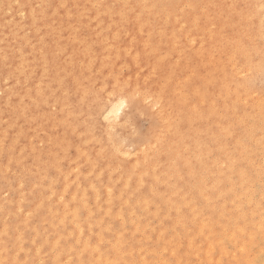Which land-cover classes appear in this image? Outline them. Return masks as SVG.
I'll list each match as a JSON object with an SVG mask.
<instances>
[{"label":"rangeland","instance_id":"obj_1","mask_svg":"<svg viewBox=\"0 0 264 264\" xmlns=\"http://www.w3.org/2000/svg\"><path fill=\"white\" fill-rule=\"evenodd\" d=\"M10 1L11 2L15 1V2L11 3ZM17 1L18 2L16 3V0H0V31L2 32V33L0 32V42L3 40L0 43V46H1L0 47V49H1L0 55H3V57H4V55H6V57H4V58H2L0 56V60H1L0 63L6 61L7 65L5 64V67L9 71L7 73V72L0 70V87H1L0 88L1 89L0 90V93H1L0 94V104H1L0 110L3 109V111H1V113H3V114L0 113V115L2 116V118H0V139H1L0 144L3 147L0 146V148H2V149L4 148V150H2V151L0 150V166L2 168V169L0 168V179L2 178L0 180V184L2 185V186H0V188L2 189L0 191V195H1L0 201L2 200L3 203H2V201H1V203L4 205L3 206L2 204H0V230H3L4 228H5V230L8 229V233H10V234L7 235V238H8L7 239L8 244L6 243L7 247L10 245L9 249L13 251L12 255L13 254L14 255L19 254L17 257L14 255L13 256L11 255V256L14 257L15 259L18 258L20 264L22 261L25 262V260L27 261L26 264H37L39 262H40L39 264H54V263L55 264H64V262H65V264H75V263L80 264L81 258L86 260L89 256V253L87 252L88 249L84 248V245H82L83 243H87L88 245L94 246V247H96L98 245L97 248H99V250H102V252H104V253H106L110 249V251H108V252H110L112 254H110L108 252L107 253L111 257H113L114 259H117L120 264H129V263L130 264H165V263L166 264H254V262H258L260 260L262 252H264V247H262V245H264V231H262V226H264V66H262L259 69L256 68L255 71H254V69H255L254 67H255L257 61H258L257 62L258 65H259V63L264 59V54H262V48H264V44L261 43L260 20L258 19L260 7L255 5L256 0H254V2L249 0L246 2V5L243 2V0H236L235 2H233V5H231V0H229V1L223 0L222 1V3H223L222 13L223 14L221 16L223 17L224 21H227L226 24H228V25L225 27L226 30H224L225 28L222 27L221 29H223V30L221 32H215V34H213V35H210L209 28L213 27V25L215 28V27H217L216 24H218V23L215 24V21L211 20L212 18H216V13L214 10L215 9L214 4H212V3L209 4L206 2V0L203 2L201 0H182V1H180L181 3L180 2L178 3L180 6L177 5V7H175V9H174L175 14H172L173 12H168L169 10L165 7L166 4L163 3L162 6L160 7L162 9L160 17L164 18L166 16V18H164V21L162 20V18L157 17V18H159L158 19L159 22L155 23V21H153L151 26H150V27H152V25H153L151 30L144 29L142 32L143 33L142 36H140L138 38V42H139L138 46H141V44L144 41H148V43H150V45H151L150 47H152V48L155 47V49H156V60L159 62V65H160L158 67L157 75L155 76V80L153 81L154 83H151V81H149V83H147L146 85H144V84L142 85V86H144L142 88L144 96L147 94V92L148 93L149 92H155V89L163 88L165 94H164V98L162 97L161 99L165 100L167 98V101L170 100V102L168 104V106L170 108H168V106H167L168 112L171 115L170 117L174 118L175 116H177V118L175 117V119H178L179 123L181 120L182 123L180 126H181V130L185 132L184 134H186L188 132V125H187L188 118H190L189 120H191L192 117L196 118V120H195V118L192 119L194 121L191 120L193 122L192 123L193 136L187 137L186 141H187L188 145H181L180 149H181V151L183 150L182 152L187 153L189 155V157L193 158L192 161H196L195 158L198 157L199 155H201L202 160H203V164L198 163L196 167L194 166L192 168V170L194 171V174H192L190 177H188L180 169H178L177 171L180 172L181 176H180L179 172H174V171L169 170L167 163H164V162L159 163L160 165L157 166V174H156L159 178H157V176L154 178L151 176V177H149L147 182L144 183V185H142V187H139V189H141V193H142V195L139 199H141V200H142V198L147 199V197H144V194H145V196H149V198L147 200H149L151 202L150 203L148 202L146 205H142L141 200L136 199V197L133 196L132 197L133 199H131V201H130L131 202L130 203L131 208L129 210L125 208L126 210H124L125 211L124 213L122 212V209H120L121 204H119L120 206L117 205L118 204V198L115 197V196H117V193L119 191H121L122 188L124 189V185H125L124 181H126V177H125L126 173L123 172L124 171L123 169L126 170V167H127V170H128L130 168L131 164H132V167H134L133 162L135 163L138 159L142 158L143 152H135L136 150H131L129 148L131 151V154H128V155L125 154L124 155V154L114 153L115 148H114L113 143H115V140H113L114 138L111 140L107 139V134L105 133V130L103 129L105 127L104 126L105 124L103 125L104 122L102 120V117L100 116L101 112H99V111L103 110V108L105 107L104 106L105 103L111 97V95L108 94L107 90L109 89V90L114 91L115 86H116V83H115L116 81L121 82V85L126 86L128 88L129 81L126 80L125 77L132 75V69H131V67H128L125 64L126 58H124V57L116 59L114 64L110 63L109 65H106V64L102 65V63H99V66L97 64H98V62H100V60H102L101 57L102 58L107 57L108 56L107 54H109L111 51H115L119 47L121 48V46L126 43L125 41L128 38V37H126V34L131 31L133 24H134L133 20H132V19H134V16L131 14L132 11L130 8L133 6L132 4L134 2H137V0H134V1L133 0H121L122 4H120L121 3L120 0H87V1L86 0H71V1L70 0H67V1L66 0H59L60 2L58 0H44L46 2L50 1V4L47 3L46 5L44 4L43 0H42L43 2L41 0H37V2H36V0H29L31 2V4L28 0L27 1L26 0H17ZM77 1H79V2H77ZM88 1H90V3ZM22 2H23V5L21 4ZM61 2L64 4L66 2L67 3L64 5ZM215 2H216V4L219 3L218 0H215ZM37 3H40L41 5L40 4L37 5ZM60 3H61V6L58 7L60 5ZM69 4H70V6H68ZM114 4L116 5V7ZM31 5L33 8L31 7ZM63 5H64V7H62ZM211 5H213V7ZM235 5H239L241 7H239V8L233 7ZM248 5H251V6L253 5V7L249 10L246 7ZM40 6L41 7L43 6L42 7L43 9H40L41 8ZM18 7H19V9H18ZM229 7H231V9ZM20 9H23V11ZM39 9H40V12L35 14V12L39 11ZM44 9H46V10H44ZM83 9H86V10H83ZM176 9H177V11H176ZM255 9H256V12H255ZM16 10H18L20 13L17 12ZM113 10H115V11H113ZM248 10L251 12V15L248 14V12H249ZM44 11H46V15L43 14ZM66 11L68 12V14ZM213 11L215 14L213 13ZM31 12H34V13L31 14ZM63 12H65V13H63ZM197 12H199V13H197ZM200 12H202V13H200ZM208 12L210 13L209 18H211L209 21H208L207 15H206ZM242 12L245 13V15L241 16ZM142 13H143V11H142ZM19 14H21V16ZM22 14H23V16H22ZM24 14H25V16H24ZM28 14H30L31 16ZM33 14H35L36 16H34ZM254 14H257V16ZM32 15L35 18V20L33 18L34 21H32L30 18V17H33ZM72 15H74V16H72ZM102 15H104V16H102ZM106 15L108 18L106 17ZM191 15L193 16V18ZM43 16H45L46 18H44ZM48 16H50V17H48ZM52 16H53V18H52ZM63 16H65V17H63ZM253 16L256 17L254 23L252 22ZM37 17L39 18V20L37 19ZM67 17L70 21L67 19ZM129 17L131 18L130 23H129V21L126 20V18H129ZM174 17H175V19L177 17V19L173 20ZM194 17H195V19H194ZM200 17H201V19H200ZM40 18H42V19L40 20ZM66 19H67V21H66ZM105 19H106V21H105ZM181 19H182V21H181ZM55 20H57V22ZM62 20H63V23H61ZM31 21L34 22V23H32V24H34L32 26H31ZM42 21L45 23V26H44V23ZM178 21L182 26H185V28H184L185 30L192 29L191 25H192V23L195 24V22H196L197 27L194 28L192 30L193 32L191 33L194 37L193 44H189V43L185 42L183 39V36H180L179 38H177V42L175 44L176 49H173L172 46H169L167 44L165 37L167 38V36L172 31H176V29L179 28L178 27ZM22 22L24 23V25H21V24H23ZM48 22L51 24H48ZM72 22H73V24H72ZM65 23L67 26L65 25ZM160 23H162V26L164 25L163 28H162ZM182 23H184V24H182ZM60 24H63L64 29H61V28H63V26H61ZM155 24H156V26H154ZM19 25H20V27H19ZM84 25H85L86 29L83 27ZM9 26L12 28H10ZM37 26H40L41 28L39 27L40 28L39 29ZM48 26H50V27H48ZM54 26L55 27L60 26V27L55 28ZM86 26H88V28ZM95 26H96V28H95ZM68 27L69 28L71 27L70 29L72 32L70 31V29ZM35 28L37 30L39 29L40 31L38 30L39 31L38 32ZM51 28H52V30L50 31ZM160 28H162V30ZM230 28H232L233 30ZM14 29H15V34H13L14 32H12V30H14ZM67 29L70 32H68ZM77 29H78V31H77ZM87 29H89V30H87ZM166 29H168V30H166ZM16 30H18V31H16ZM46 30H48L51 33H48V31H46ZM65 30H67V31H65ZM35 31L37 33H34ZM56 31H58V32H56ZM231 31L234 32L233 35H232ZM3 32H4V34L6 32V34L4 35ZM79 32L81 35L79 34ZM85 32H88V33H85ZM91 32L93 33V35ZM187 32H189V31H187ZM154 33H156V34L158 33L157 34L158 36H156V34H154ZM44 34H46V35L44 36ZM55 34L56 35L58 34V37ZM86 34H88V35H86ZM194 34H195V36H194ZM14 35H17V36H14ZM18 35H20V36H18ZM26 35L28 38L27 40L25 39L26 37H24ZM38 35L39 36L42 35L43 37L41 36V39H40V37ZM47 35L50 37H48ZM199 35L201 37H199ZM234 35H236V36H234ZM82 36H84V38ZM2 37H3V39H2ZM52 37H54V38H52ZM124 37L126 38V40ZM234 37L235 38H237V37L242 38V44L241 45L243 47L245 45H247L246 46V48L248 47L247 48L248 49L247 54L244 53V51L242 50V47H241V49L239 48L240 47L239 44L235 43ZM63 38H65V39H63ZM220 38H221V40H220ZM223 38H224V41L222 40ZM231 38H233V39H231ZM52 39H53V42H52ZM58 39H60V40H58ZM76 39L78 40V42L80 41V43L83 42L82 45L80 43L78 44V42H76L77 41ZM40 40L42 43H40ZM55 40H56V44H54ZM86 40H87V42H86ZM203 40H204V42H203L204 47L209 46V48L207 49L209 51L206 50L204 52V55L201 56L198 52H196V50L199 49V47L201 46V42ZM211 40H213V41H211ZM7 41H9V43H7ZM215 41L216 42L218 41L219 43L217 42L218 43L217 44ZM225 41H227V44ZM43 42L44 43L46 42V44H44ZM60 43H62V44H60ZM99 43H101V44H99ZM42 44H44V46ZM95 44H99V45H95ZM160 44H162V45L159 46ZM165 44H167V45H165ZM233 44H235V45H233ZM7 45H8V47H6ZM40 45H42V46H40ZM59 45H61L60 46L61 48L58 47ZM100 45H101V47H100ZM9 46H11V49L9 48ZM50 47H51V50H50ZM65 47H66V49H64ZM215 47H217V48H215ZM17 48L18 49L22 48V49H19L21 52L18 51L19 52L18 53ZM54 48H56L57 50H54ZM75 48H77V49H75ZM162 48H164V50ZM219 48H221V49L218 50ZM231 48H232V50H231ZM13 49L15 50V52L13 51ZM79 49H80V51H79ZM100 49H102V50H100ZM211 49H213V52ZM233 49H235V50L237 49V50L235 51ZM3 50H5V51H3ZM30 50H31V52H30ZM46 50L50 51V53L47 51L48 53L46 54L45 53ZM64 50H66V51H64ZM99 50L101 53L99 52ZM168 50H169V52H168ZM224 50H226V51H224ZM40 51L43 54H41ZM56 51H58V52H56ZM76 51L80 52V53L78 54ZM96 51H97V53H96ZM172 51L173 52L175 51V52L173 53ZM238 51L240 54L238 53ZM27 52H30V53H27ZM51 52L54 55H51ZM69 52H71V54H69ZM81 52H83V53H81ZM229 52L230 53L233 52L232 55H234V56L231 57V54ZM242 52H243V54H242ZM3 53H5V54H3ZM191 53H192V56H191ZM20 54H22L23 56ZM165 54L169 55V56H166ZM18 55L22 56V57H17ZM42 55H44V56H42ZM77 55L79 58L77 57ZM57 56H58V58L61 56L63 59H61V58L55 59L56 63H54L53 60H54V58H57ZM85 56L90 58V59L86 58ZM98 56H99V58H98ZM199 56H201V57H199ZM213 56H216V58H214ZM245 56H247V57H245ZM33 57H35L37 60L35 59V61H34ZM44 57H46V58H44ZM210 57H212V58H210ZM20 58H22V61ZM23 58L25 59V62H24ZM51 58H52V61H51ZM247 58L251 59V61L249 63L247 62ZM28 59L30 60L29 62H28ZM48 59H49V61H47ZM75 59H76V61H75ZM91 59H92V61H91ZM173 59H175V60H173ZM235 59H236V61H235ZM42 60L44 62L46 60V62H45L46 64H44V62ZM61 60H65V61H62V64H61V62H60ZM77 60H78V62H77ZM26 61L28 62V64L26 63ZM73 61H74V63H73ZM84 61H85V64H84ZM90 61H91V63L93 62L94 65L91 64ZM21 62H22V64H21ZM179 62H180V64H179ZM18 63L20 65H18ZM50 63L52 65H50ZM87 63H88V65H87ZM197 63L200 66H198ZM200 63L204 64V65H201ZM54 64L56 65V67L54 66ZM70 64H71V66H70ZM73 64L74 65L76 64L75 66L77 68ZM172 64H173V67L170 66ZM248 64L250 65V69H246L249 67ZM187 65L189 66V69H191V71L189 69H187L188 68ZM232 65H233V67H232ZM35 66H38L37 70H36ZM43 66H44V68H43ZM46 66H47V68H46ZM53 66H54L56 72H55ZM72 66H73V70H70V69H72ZM82 66H83V68H82ZM22 67L23 68L25 67L27 70L24 68V72H23V69L21 71L20 69ZM34 67H35V69H33ZM40 67L43 68V70ZM85 67H86V69H85ZM240 67H241V69H240ZM45 69L49 70V72H46ZM79 69H81V70H79ZM82 69H83V71H82ZM87 69H88V71L86 72ZM122 69H124V70H122ZM32 70H33L34 74L30 73ZM92 70H94L95 73ZM210 70H212V71L210 72ZM248 70H250V72L247 73ZM10 71H12L14 74L11 73ZM41 71H43V72H41ZM68 71H71V73L73 71V75L70 74V72H68ZM101 71L102 72L105 71V72L102 73ZM241 71H243L242 75H240ZM258 71H260V73ZM18 72L20 74L17 75ZM44 72H45V74H44ZM54 72H55V75H54ZM252 72H253V74H255V73H257V74L253 75ZM42 73H43V75H42ZM93 73H94V76L95 75H97V76L94 77ZM108 73H109V75H108ZM7 74L8 75L10 74L9 77ZM21 74L22 75L24 74V75L22 76ZM176 74H178V75L176 76ZM197 74H198V77H197ZM6 75H7V78H6V80L4 79L5 81H3V77L5 78ZM251 75H252V77H251ZM14 76H18L19 78L14 77ZM30 76H32V77L30 78ZM38 76L39 77L41 76V78H39L40 80L38 79ZM43 76H47L48 78L47 77L45 78ZM51 76L54 79L52 81H51L52 78H50ZM59 76H60V78H62V76L63 77L67 76L66 78H64V80L65 79L67 80V82H66L67 84L63 88H61L60 84L58 85V82L60 83V81H61V80H59L57 82V80L59 79ZM211 76L213 77L212 78L213 80L211 79L209 81L208 79H210ZM247 76H248V79H246ZM23 77L26 79L28 78V79L25 81V79ZM81 77L85 80H83ZM92 77H94V79ZM97 77H98L99 81L97 80ZM186 77L188 79H186ZM207 77H210V78H207ZM214 77H215V80H214ZM89 78L91 80H89ZM108 78L111 79L112 82H110L111 80L109 81ZM181 78L183 80H181ZM15 79H17V81ZM107 80H108V82H107ZM177 80H179V81H177ZM224 80H225V82H224ZM15 81L17 83L14 84ZM23 81H25L26 85H24L25 83ZM44 81L46 82V84ZM47 81H51L54 83L48 82L51 85H50V87L49 86L46 87L48 85ZM211 81H212V83H211ZM38 82H39V84H38ZM77 82L79 83V85L81 84V86L83 87L79 91L76 88V87H78ZM89 82L91 83L92 86L90 85ZM205 82H207L208 84L206 85ZM35 83L38 86L40 85L42 88L40 86L39 87L43 90L42 95L39 98H37L36 101L34 102V103H37L36 106L32 102V98H34L33 93L36 90H38V89H36ZM106 83H107V85H106ZM184 83H186V84H184ZM193 85H195V88L193 87ZM28 86L31 87V92H29V93L26 92V91H30V88ZM106 86H108V87H106ZM169 86H170V88H169ZM207 86H208V89H206ZM67 87H69L70 89ZM95 87H96V89L93 90L94 92L92 90H91V92L88 90V89H94ZM104 87H105V89H104ZM171 87H173L174 89L172 90ZM187 87H188V89H186ZM191 87L194 91L191 89ZM204 87H206V88L204 89ZM13 88L15 90H13ZM26 88H28V90H26ZM167 88H169L170 90ZM199 88H200V90L202 89L201 91L204 90L206 95H208L207 93H209V96H206L204 99L205 100L204 105H200L201 101H203V100H202L201 96L199 97V95L197 94L199 92L198 91ZM189 89H191V90H189ZM206 90H208V91H206ZM12 91H14V93L18 92V95L17 94H14L15 96L11 95ZM63 91L65 93H63ZM101 91L103 93H101ZM170 91H172V92H170ZM185 91H187L188 94ZM249 91H250V93H249ZM92 92L95 94L93 95ZM193 92H195V93H193ZM20 93L21 94L23 93V95H21ZM84 93L87 95L88 103L90 102V104H91V103L96 102L95 106H98V112L99 113H98V116H96V117H98V118H96V119H98L97 120L98 125L96 124V119H95V122H93L95 124V125L93 124L94 126L92 125L90 127V125L88 123V122H90V118H89V116H87V115H89L88 114L89 113L88 108H89L90 104H88L89 106H87L86 101L85 102L83 101L84 103L81 102V100L79 101V97L80 96L82 97L84 95ZM169 93H171V94H169ZM172 94L174 97L172 96ZM175 94H176V96H175ZM199 94H201V93L199 92ZM215 94H216V96H215ZM6 95H8V98ZM25 95H28V97ZM217 95H219V96H217ZM5 96H6V98H5ZM22 96L24 99L22 98ZM30 96L32 98H30ZM91 96L93 97L92 99H90ZM189 96H190V99H188ZM19 97L22 100L18 102V100H20ZM68 97H70V99ZM181 97L183 99L185 98L184 99L185 105L183 104V105H180V107H178V99L180 100ZM4 98H5L6 102H4ZM168 98H170V99H168ZM175 98H176V101H175ZM259 98H260V101H259ZM256 99H257V101H256ZM23 100H24V102H26V104L23 102ZM66 100H68L69 102L72 101L70 103V104H72L71 105L72 107L74 105L77 106L76 103L79 102L80 107H82V108H80V110L83 109L82 110L83 112H81L83 114L81 115V113H79L81 115V116L78 115V117H77L79 124H77V125L75 124L76 126H78L77 129H79V130L76 129V126H74L75 129H74V127H71L70 129H68L67 133L63 137L64 139L62 138V142L60 143L59 141H60L61 135L60 136L56 135V134L54 135V130H55L54 128H56L57 125H55L54 122H52L53 120H51V118L57 112V109L60 106V104H62L59 102H64ZM171 100H173V101L171 102ZM196 101H199L198 102L199 105H196L197 104ZM212 101H213V103H212ZM148 102H150V99L144 100V105L146 104V106H144V111H141L140 113L136 112V114H134V111H136V110H135V108H133V113L130 114L131 123L128 124L127 131H128L129 136L132 140L136 139V137H137V135L133 131V124L132 123L136 124L140 131L147 130L151 126L152 123H154V125H156L158 131H161V129H163V126H164L163 122L164 121H162V120H164V115H163V117H162L163 119H162L160 115H158V116L156 115L158 113L151 114L149 111L151 109L154 110L156 108L152 107ZM8 104L9 105L11 104V106L12 105L13 106L11 107ZM18 104L21 107H22V105L24 106V108L26 109L25 112H26L27 118L29 117V119L32 120V121L26 122V128L24 127V124H25L24 120L21 121V118H18L22 114V113L20 114V112H19L20 108L17 106ZM171 105H173V107H171ZM195 106H197L199 109H196L197 107L194 108ZM15 107H16V109L14 110L13 108H15ZM181 107H183V108H181ZM188 107H190L191 109L189 110ZM207 108H210L212 111L210 109H207ZM28 109H30V111ZM84 109L86 111H84ZM87 109H88V111H87ZM194 109L195 110H201V111L203 109H205V110H203V112H202L203 114L200 117V116L194 115ZM5 110H7L8 112H6ZM185 110L187 111V113L185 112ZM181 111L186 116H189V114L191 113L188 118H186V116L184 117L181 114L182 118L184 117L187 120L183 121L182 118L180 119L181 115H179V113H181ZM209 111L212 113H210ZM213 112L215 113L216 116L218 114L220 117L219 116L216 117L213 114ZM220 112H222V114H220ZM64 113L66 114V111H64ZM31 114H33L32 116H35V117H32ZM47 114H49L48 117H46ZM168 114H166V116H168ZM84 115L87 117H85ZM205 115H207V116L210 115V117L208 116L209 121H206L208 119H205L206 118ZM66 116H67V114H66ZM81 117L82 118L84 117L85 119L87 118V121L83 120L84 118L81 119ZM200 118H202L203 120ZM33 119H37V120L35 121ZM98 121H100V123L102 125ZM10 122H12V125ZM86 122L91 129L89 131H87L88 129L85 130L86 128H88V127H85ZM208 122H209V124H208ZM217 124H219V125L221 124V125L218 126ZM36 125H39L41 130L44 129L45 132H42L39 127H36ZM41 125H44L45 127H43ZM34 126L36 129H39L41 131L40 132V131L36 130L39 134L36 131H34ZM160 126H162V127H160ZM208 126H210V127H208ZM51 127H52V129H50ZM225 127L227 129H225ZM21 128H24V129H22L23 130L21 132L22 134L20 132H17L18 130H21ZM29 128H31L32 130ZM72 128H73V130H72ZM206 130H207V132H206ZM33 131L37 133V136H40L39 137L40 139L37 138L36 134L33 133ZM84 131H87L89 133L94 132L93 135L96 136L97 140L93 139L95 137L91 136L92 134L90 135L89 133H86ZM25 132H28L29 135ZM77 132L81 136L78 137ZM95 132H97L98 135ZM101 132H102V135L100 136ZM199 132H201V136L203 137V139L206 143L205 145H198L197 144V140H196L197 137L195 136V133H199ZM46 133H48V135L49 134L50 135L48 136ZM23 134H25V135H23ZM31 134H33V135H31ZM17 135L20 137L19 139H18ZM4 136L5 137L7 136V138H5ZM41 136H42V140H41ZM86 136L88 137L87 139L89 141H91V142L88 141L87 144H85V142H83L85 140ZM97 136H99V140H98ZM50 137H53L52 139L54 142L52 141V139ZM89 137H91V138L93 137V138L90 139ZM12 138H13V140H12ZM46 139L49 141V143L46 141ZM57 140L59 142L58 145H57V143H58ZM14 141L15 142L17 141V142L15 143ZM50 141H52V142H50ZM85 141L87 142V140H85ZM106 141H108V143ZM46 142H47V144H46ZM71 142L72 143L77 142L76 144L79 145L78 146L79 151L75 150L78 148V147H76L77 145H71V147H70ZM95 142H97V143H95ZM102 142L106 147L105 149H103L104 147L101 146ZM62 143L65 144L64 146L65 147L67 146L68 148L66 147L64 149V146ZM98 143L101 146V148H99L100 146L98 145ZM50 144H51V146H50ZM61 144H62V146H61ZM68 144H69V146H68ZM106 144L107 145L109 144V145L107 146ZM92 146H93V148H92ZM110 146H111V148L107 149ZM7 147H9V148H7ZM20 147L23 150H21ZM31 147L36 148L35 150H37V151L34 150V152H33L32 151L33 148H31ZM83 147L87 148V149H85L86 151L84 150V154H87L86 156L84 154L83 155L81 154L83 152L82 149H84ZM95 147H97V148H95ZM184 147H185V149H184ZM12 148L13 149L15 148V149L13 150ZM55 148H56V150H58V149L59 150L61 149V150L58 151V153H56L57 151L55 150ZM18 149H20L22 151V153ZM101 149H103V150H101ZM125 149H128V148H125ZM129 149H128V151H129ZM245 149H247V150H245ZM41 150H42V152H41ZM47 150L49 152H47ZM52 150H54L53 154H52V152H53ZM99 150L101 152H99ZM104 150L106 151L105 154H104ZM111 150L114 151L113 153L116 154V156H120V157L114 156V158L112 159V157L109 154ZM242 150H243V152H241ZM112 151H111V154L113 156ZM132 151H134L135 153L133 152L134 153L133 154ZM19 152H20V154H18ZM40 152H41V155H38V153L40 154ZM85 152H87V153H85ZM8 153H10V155H11L10 157L8 156ZM77 153H79V154H77ZM89 153H91L90 157L88 156ZM106 153L109 155L107 156ZM55 154H57V155H55ZM80 154L82 155V157L81 156L77 157L78 160L76 159V161H75V160L71 159L73 157L76 158V155L79 156ZM21 155H23L22 156L23 158H21ZM97 155L98 156L100 155L99 157H101V159L103 157L104 160L102 161L101 159H99V157ZM13 156H14V158H13ZM96 156L98 157L97 158L98 160L96 161V162H98V164L92 170H90L91 168L88 169L90 166L94 167L93 165H91L92 164L91 161H93L96 158ZM109 156L111 159L109 158ZM129 156H131V157H129ZM17 157L22 159V161H19L20 159H18ZM83 157H86L85 161H84ZM121 157H122V159H123V157H124V159L125 158H127V159L123 161V160H120ZM7 158H8V160L10 158L11 159L13 158V160L10 159L11 161H9L11 163H9L7 161ZM58 158L61 160V162ZM87 158H92V160L90 161ZM36 159H40V161L36 160ZM109 159H110L111 164H109L110 162H108ZM132 159H134V160H132ZM56 160L60 162V163L59 162H57V163L61 164V166L58 165V167L55 169V167L57 166V163L55 162ZM70 160H72V162H69ZM117 160H120L118 162H120L121 164L123 162L124 163L126 162V164H125L126 167L121 166L120 163H119V165H117L118 164ZM218 160L221 162L224 161L223 162L224 164H221V162L219 163ZM114 161H115V164L112 163ZM215 161H217V162H215ZM17 162H20V163L17 164ZM42 162H44V164H42ZM49 162H52V164H50ZM80 162H85V164H82L83 165L82 166V165H80L81 164ZM106 162H108V164ZM2 163H3V165H2ZM5 163H6V167H5ZM70 164L73 165V168L79 165L78 167H80L82 169L79 171H84L83 175L89 173V171H91L90 173H92V174L89 173V174H87L88 176H86V175L83 176L82 172H80L81 175L79 173L78 174L79 176L77 175V178H79V179H77L76 174L74 172H72L73 168H70V167H72V166H70ZM74 164H76V165H74ZM105 164H107L109 166V168H107L106 167L107 165H105ZM49 165H50V167H49ZM113 165L115 166V168ZM122 165H124V164H122ZM127 165H129V166H127ZM84 166H86V167H84ZM60 167L63 168V171L61 172V174H57V173H60V171H59L60 169L62 170V168H60ZM101 167H102V170L101 169L99 170V168H101ZM120 167L121 168L123 167V168L120 169ZM147 167L149 169V171L147 169L148 172L146 171V169H144ZM5 168L8 169V170H6V172H5ZM44 168H45V170H43ZM111 168H113L114 170H112ZM152 168H154L153 163H150V164L147 163L146 165H144L142 172L146 171V173H148V175H153L154 174L153 171L156 169L152 170ZM69 169L71 172L69 171ZM103 169H105L104 170L105 173L103 172ZM106 169H108L109 172ZM46 170L48 172L47 175H46ZM118 170H120V171L122 170V171L121 172L119 171V174H118V172H117ZM150 170H152V171H150ZM36 171L37 172L39 171V176H38V173L34 174V173H36ZM162 171H164V172L167 171V172L162 173V175H161ZM63 172H66V174ZM99 172H100V177L98 175ZM111 172H113V175ZM42 173L45 175H42ZM95 173H98V174L96 175ZM108 173H110V177H111L110 180H107V178H106L109 175ZM120 173L122 174V179L120 178L121 180L117 179V177H118V175H120ZM244 173H246V174L243 175ZM32 174H34V175H32ZM53 174L55 176L52 177ZM56 174H57V176H56ZM74 174H75V179H77L80 182H78L75 179L73 181V178H74L73 175ZM170 174H171V176H173L172 179H171V177H169ZM182 174H183V176H182ZM40 175H42V176H40ZM68 175H70L69 176L70 179H66L68 177ZM111 175L119 181H116L115 178L113 179ZM4 176H6V177L4 178ZM43 176H47V178L45 179ZM62 176H63L64 181L67 182V180H68L67 185L70 183L69 181L72 180V182L70 183L71 185L70 184L68 185L66 192L64 191V193H62L64 196L61 194V192L63 190V188H62L63 187ZM65 176H66V178H65ZM94 176H96V177H94ZM167 176H168V178H166ZM57 177H58V179H57ZM83 177H84V179H83ZM177 177H179V179ZM244 177H246V178H244ZM6 178L9 180H7ZM21 178H22V180H21ZM36 178H37V180H35ZM90 178L92 179V181ZM176 178H177V180H176ZM195 178H197V179L195 180ZM242 178H244V180ZM50 179H52V180H50ZM95 179H96V181H95ZM98 179H99V181H98ZM157 179H158V181H157ZM56 180H58V181H56ZM87 180H89L88 183H87ZM111 180L113 182H115V184L114 183L112 184ZM122 180L124 183L122 182ZM154 180L157 181V183ZM160 180H164V182L162 181L163 182L162 183ZM21 181H23L24 184L21 183ZM35 181L39 182V183H36ZM120 181H121V183H120ZM151 181L155 185H153V183ZM30 182H31V185L29 184ZM76 182L78 184H76ZM99 182H101V183H99ZM106 182L108 183L109 186H111L112 192L113 191H114V193L116 192L114 195L115 200L113 199L111 202L112 205H110V208H112L111 212H113L112 215L110 214V212H107L108 210H107V206H106L107 204H106L105 194H104L105 185L107 184ZM172 182H173V184H172ZM175 182H176V184H174ZM190 182L192 184H190ZM50 183L51 184L53 183V185H51ZM89 183H91L92 185H90ZM165 183H167V186L165 185ZM16 184L19 185V187H21V188L17 187ZM38 184H40V185H38ZM41 184H43V185H41ZM84 184L86 185V188H83L85 186ZM170 184H172V185H170ZM33 185H34V187H32ZM76 185H79V186L81 185L83 187L80 188L79 186H77L78 188H75ZM88 185L92 188H88ZM93 185H96L95 188ZM100 185L102 186V188H100L101 187ZM120 185H123V186L119 187ZM149 185L151 186V188ZM177 185H179V186H177ZM45 186H46V188H45ZM112 186H114V187L116 186L117 188L113 187V189H112ZM15 187H17V188H15ZM30 187L32 190L29 189ZM40 187H41V189H40ZM42 187H43V189H42ZM54 187H56V189ZM168 187L169 188L171 187V189H169L170 192L167 189ZM173 187L174 188L177 187L176 189L181 188L180 190H182V189L183 190H182V192H180L179 189L176 190ZM200 187H202V188L204 187V188L202 189ZM53 188L55 189V192H54ZM74 188H75V190H74ZM148 188H150L153 192H150L151 190ZM198 188H200L202 190V192L201 191L198 192V190H199ZM8 189H9V191H6ZM49 189H50V191H49ZM76 189H78V194H79L78 196L82 195L81 197L83 198V200L80 201V202L84 201V203H82V204L79 201H77L76 199H75V201H77V202H75L73 200L74 197L71 196V193H72V195H74L75 191H77ZM22 190L23 191L26 190V191H24V195L26 196L25 197L26 199L23 198L24 196L22 194L23 193ZM30 190L32 191V194H30L31 193ZM38 190L41 191L42 193L45 192V194H42L40 192L42 197L44 195L46 196V197H43V198H45L44 200H46L45 205H48L49 208L51 207V209L53 208V210H54V211L52 210L53 213L56 212V210L58 211L57 213H54L55 216L53 217V220L54 219L57 220L56 222L59 224H57L55 221H53V224H50L51 226L53 225L52 227H50V225L48 224V223H50V222H47L48 218H46V215H47L46 213H48V207L40 208L41 210L40 209L38 210L37 216H31V213L29 211H27L28 207L32 203L35 204V203H38L39 201L43 200L42 197H39L40 193L37 192ZM96 190H98V192ZM21 191H22V193H21ZM27 191H29L30 193ZM95 191H96L97 195H99V196H100L101 192L103 193L100 196L101 198L97 195H94L95 197L93 196V193L96 194ZM156 191H159L160 195L162 194L161 198H159L160 195H157L158 192H156ZM165 191H166V194H165ZM7 192H8V194H7ZM83 192L86 194H84ZM162 192L165 195H163ZM54 193H56V194H54ZM153 193L156 194V196L153 197L155 200L151 196V195H154ZM52 194H53V196H52ZM60 194L63 196L62 199H64V198L66 200L71 199L70 202L64 201L65 203H67V205H70L69 206L70 209H68V210H71L77 206H78V208H80L79 206H85V202L87 203V201L88 202L90 201L89 205L91 208L89 207V205L85 206L86 211L84 210V207L80 208V210H81L80 216H82V217H79V219L82 220V222H80V220H79V226H81V230L84 232L80 231L79 235H78V232L76 231V225L74 223L67 222L66 223L67 226H65V228L64 227L62 228L61 223L58 222L61 219V215H60V211H59V204L56 202H58L57 197ZM168 194L170 197L168 196ZM10 195H13V196H10ZM49 195H51V196L49 197ZM96 196L99 198H97ZM167 196H168V198H167ZM7 197L11 198L10 199L11 202L13 201L16 203H11V202L8 203L9 198H7ZM150 197H151V200H150ZM162 197H163V199H162ZM12 198H14V199L12 200ZM21 198H23V200ZM33 198H35V199L32 201ZM95 198H97L98 200ZM164 198H165V200H164ZM174 198H175V201H177V202L174 201ZM16 199H18V202H19V200L20 201L22 200L21 205H19L20 202H19V204L17 203ZM27 199L30 201L27 202L26 201ZM53 199H55V200H53ZM171 199L173 200L174 203L172 202ZM180 199H181V201H180ZM190 199H191V201H190ZM4 200H6V201L4 202ZM95 200L97 202H95ZM169 200L171 201V205H170ZM113 201H114V203H113ZM167 201H169V202H167ZM49 202H51V203H49ZM137 202H139V205ZM158 202H160V203L158 204ZM180 202H182L183 204L184 203H187V204L182 205V204H180ZM74 203H77V204L75 205ZM95 203L96 204L98 203L100 206L98 204H97V206L101 207L102 209L101 208L99 209V207L96 208ZM135 203H136V207H133V205L135 206ZM178 204H180V205L177 206ZM74 205H75V207H74ZM193 205H195V206L192 208L191 206H193ZM15 206H17V207L15 208ZM56 206L58 207V209ZM145 206H147V207H145ZM188 206H189V208H188ZM1 207H3V208H1ZM18 207H20L19 209L23 208V211L19 210ZM103 207L105 208V212H103ZM157 207H159L158 208L159 214L157 211ZM167 207L169 210L167 209ZM175 207H180L182 209V213L178 212V210H177L178 208L175 210L174 209ZM6 208L9 210H7ZM142 208H143V210H142ZM190 208H191V210H190ZM15 209H17V210H15ZM87 209H89V210H87ZM90 209L91 210L93 209V210L91 211ZM117 209H119V210H117ZM132 209H134L137 212H135L134 210H133L134 211L133 212ZM165 209L168 211H166ZM154 210H155V212H154ZM174 210L176 213L174 212ZM25 211L29 212L27 216H26L27 213ZM119 211L122 212V215H120V216H123L124 219L119 217V215H118ZM21 212H23L22 215L24 214L29 219V221H27L26 218L24 219L29 224L28 228H27L28 224L25 223L26 221H22V223L20 222L19 224L14 223L15 222V216L19 215ZM90 212H93L94 214L90 213ZM151 212H153V213H151ZM166 212H167V214H166ZM193 212H198V213H193ZM5 213H7V214L9 213V215L6 216ZM14 213L15 214L17 213V214L15 215ZM88 213L90 214L91 217H88L89 216ZM105 213H107L108 215ZM191 213H192V215H191ZM41 214L45 215V216L43 215L44 218H41V217H43ZM13 215H15V216H13ZM84 215H85L84 218H86V215H87L88 219L86 218L84 220V218H83ZM102 215H103V217H102ZM105 215H107V216H105ZM130 215H131V217H130ZM197 215H198V217H197ZM2 216H4V217L6 216V217L4 218ZM29 216L31 219L29 218ZM67 216H70V215H67ZM109 216L112 219H110ZM125 216H126V218H125ZM100 217L103 219H101ZM1 218H4L3 219L4 221ZM8 218H10V219H8ZM89 218H91V219H89ZM93 218H94V220H93ZM98 218L101 221L95 220ZM195 218L199 219V220L195 221ZM109 219H110V221H108ZM202 219H203V221H202ZM40 220H41V222H36V221H40ZM102 220H103V222H102ZM121 220H122V222H121ZM6 221L8 223H10V224L12 223V224L8 225V223ZM45 221H46V223H45ZM93 222L95 224H93ZM111 222H112L113 226H110ZM32 223L33 224L35 223V225H33ZM68 223L70 226L68 225ZM101 223H102V225H101ZM107 223H110V225ZM198 224H202V225H198ZM2 225H4L5 227ZM32 225H33V229H31ZM43 225H44V227L42 228ZM55 225H58V226H55ZM208 225L209 226L211 225V226L209 227ZM16 226H17V228H16ZM54 226L57 229L53 228ZM102 226H104V227H102ZM105 226H107L108 228ZM12 227L15 230L11 229ZM136 227L137 228L139 227V228L137 229ZM21 228H24V230ZM25 228H27V229H25ZM68 228H70V229H68ZM89 228L92 230H90ZM105 228H106V230H103ZM109 228H110V230H109ZM113 228H114V230H113ZM34 229H36V230H34ZM38 229H39V231H38ZM53 229L55 230V232L53 231ZM160 229H162L163 231ZM18 230H20L21 232ZM155 230H157V232H155ZM67 231H69V233H70L69 235H68ZM95 231H98V232H96V234H95ZM38 232H41V233L39 234ZM62 232L63 233L65 232V233L63 234ZM81 232L84 235L83 237H82ZM231 232H232V234H231ZM47 233H48V235H46ZM54 233H55V235H54ZM73 233H75L74 240L72 238ZM104 233L105 234L108 233V234L104 235ZM20 234H23L22 238L17 239V237H19V236L21 237ZM37 234H39V235L43 234L41 236L44 238V240L46 242L43 241L42 237L38 236ZM62 234L64 236L67 234L66 235L67 237L65 238V240H64ZM90 234H91V237H90ZM118 234H119V236H117ZM59 235L62 236V237L61 236L59 237V238H61L60 243L57 244V248L53 249V247H56V244L53 245L49 241H52L53 238H57ZM113 235H116V236H113ZM47 236H48V238H47ZM9 237H11V238H9ZM77 237L79 240L77 239ZM111 237H113V238L110 239ZM176 237H178V239ZM24 238L26 241L24 240L22 242V239H24ZM28 238H30L31 240ZM34 238H36V239L34 240ZM80 239H82V240H80ZM162 239H163V241H162ZM15 240H19V241L15 242ZM66 240H67V242H66ZM114 240L121 241L122 244L126 248L122 252V254H124L122 258L118 257V255L113 253L111 250L112 249L111 245L114 242ZM30 241H31V243H34V244L32 245L30 243ZM70 241H72V242H70ZM75 241L77 243H80V242L81 243L76 244ZM104 241H106V242H104ZM12 242L17 243V244L14 243V245H16L17 248L13 245ZM47 242H48V244H47ZM167 242L169 244H167ZM49 243H50V246H49ZM105 243H106V245H104ZM110 243H111V245H110ZM164 243H166V244H164ZM173 243H174V246H173ZM21 244H23L24 247H23V245L21 246ZM37 244H39V245L42 244L41 249H40L39 245L37 246ZM12 245L14 246V249H13ZM102 245H104V246H102ZM109 245H110V248H109ZM128 245H129V247H128ZM25 246H27V247H25ZM29 246H30L31 250L28 248ZM62 246L65 247L66 249L65 248L62 249ZM70 246L73 247V251H72V248ZM239 246H242V248L244 247L245 249L243 248V251H242V248L240 249ZM20 247H21V249H20ZM172 247H174L172 250L173 253L171 251ZM45 248H47L48 250ZM51 248L53 250H51ZM24 249L26 251H24ZM36 249H38L42 252L39 251L40 254H38ZM49 249H50V251H49ZM28 250H29V253L27 252ZM33 250L35 251L34 252L35 255L38 254L37 255L38 257L33 255ZM66 250H67V252H66ZM15 251L16 252L18 251V252L16 253ZM44 251L45 252L48 251L47 254H45ZM133 251L135 253H133ZM24 252L25 253L27 252V255H25ZM63 252H65V254ZM31 254L33 257V262H32ZM61 254H62V256H61ZM28 255H29V258H28ZM41 255H43V257ZM55 255L59 256L60 258L55 256ZM70 255H71V257H70ZM176 255H178V256H176ZM12 257H10L11 260H12ZM25 257H26V259H25ZM51 257L53 259L55 258V260L56 261L58 260V261L53 262L55 260H52ZM68 257H70L74 261H71V262L68 261L67 260ZM21 258H23L22 261H21ZM93 258H95L94 254H93ZM178 258H180V259L178 260ZM44 259H45V261H44ZM34 261H36V262H34Z\"/></svg>","mask_w":264,"mask_h":264},{"label":"bare ground","instance_id":"obj_2","mask_svg":"<svg viewBox=\"0 0 264 264\" xmlns=\"http://www.w3.org/2000/svg\"><path fill=\"white\" fill-rule=\"evenodd\" d=\"M27 1V0H26ZM29 1V0H28ZM42 1V0H41ZM44 1V0H43ZM42 1V2H43ZM59 1V0H58ZM57 1V2H58ZM67 1V0H66ZM71 1V0H70ZM87 1V0H86ZM85 1V2H86ZM121 1V0H120ZM134 1V0H133ZM132 1V2H133ZM166 1V2H165ZM180 1H182V0H137V2H134L132 5V7L130 8L131 9V14L134 16V19H132L133 20V27H132V29H131V31L129 32V33H127L126 34V37H128L127 38V40H126V38H125V44H123L122 46H121V48L119 47L117 50H115V51H111L109 54H107L108 56L107 57H105V58H102L101 57V59L102 60H100V62H98V66H99V63H102V65H109L110 63L111 64H114V62L116 61V59H119V58H121V57H124V58H126V61H125V64L128 66V67H131V69H132V75L131 76H127V77H125V79L126 80H128L129 81V85H128V88L126 87V86H123V85H121V82H118V81H116L115 83H116V86H115V89H114V91L113 90H107L108 91V94H110L111 95V97L108 99V101L105 103V107L103 108V110L102 111H99V112H103V115L100 113V116L102 117V120H103V125L105 126L103 129L105 130V133L107 134V139L108 140H111V139H113V140H115V143H113L114 144V151H112V153L114 152V153H119V154H131V151H130V149L131 150H136L135 152H143V156H142V158H140V159H136L137 161L134 163L133 162V164H134V167H132V164L130 165V168L127 170V167H126V162L124 163H122V164H124V165H122L120 162H118V161H120V160H126L127 158H125L124 159V157H123V159H122V157H121V159L120 160H117V162H118V164L117 165H119V163L121 164V166H125L126 167V170L125 169H123L124 171L123 172H125L126 173V181H124L125 182V185H124V189L122 190L121 189V191H119L118 193H117V196H115L116 198H118V204L117 205H119V204H121V208L120 209H122V212L124 213L125 211L124 210H126V209H130L131 208V199H133L132 197L134 196V197H136V199H139L140 197H141V195H142V193H141V189H139V187H142V185H144V183H146L147 182V180L149 179V177H156L157 175V166L158 165H160L159 163H161V162H164V163H167V166H168V169L169 170H171V171H174V172H179V171H177L178 169H180V170H182L188 177H190L192 174H194V171L192 170V168L195 166H197V164L198 163H202L203 164V160H202V157H201V155H199L198 157H196L195 158V160L196 161H192V159L193 158H191V157H189V155L187 154V153H184V152H182L181 151V145H188L187 144V141H186V138L187 137H192L193 136V129H192V121H194V120H192V119H194L193 117H192V121L191 120H189L190 118H188L189 116H190V114H189V116H186V115H184V113H182V111H181V113H179V115H183L184 117L186 116V118H188V120L186 119V118H182V115H181V117H180V119L182 118L183 119V121L184 120H187V125H188V132L186 133V134H184L185 132L184 131H182L181 130V120H180V123H179V120L178 119H175V117L177 118V116H175L174 118L172 117H170L171 115H170V113L168 112V108H170L169 106H168V104H169V102H170V100H168L167 101V98L164 100V99H161L162 97L164 98V94H165V92H164V89L163 88H159V89H155V92H147V94L144 96V94H143V91H142V88L144 87V86H142L143 84L144 85H146L147 83H149V81H151V83H154L153 81L155 80V76L157 75V70H158V67L160 66L159 65V62L156 60V49H155V47L154 48H152V47H150L151 45H150V43H148V41H144L142 44H141V46H138V44H139V42H138V38L140 37V36H142V32H143V30L144 29H148V30H151V28L153 27V25H152V27H150L151 26V24H152V22L153 21H155V23H158L159 21H158V19L159 18H157V17H160V14H161V6H162V4L163 3H165L166 4V8L169 10L168 12H173L172 14H175L174 13V9H175V7H177V5H179L178 3L180 2ZM202 2L203 1H205V0H201ZM219 1V3H217L216 4V2H215V0H206V2L207 3H212V4H214L215 6V13H216V18H209V16H210V13L208 12L206 15H207V17H208V21L211 19V20H213V21H215V24L216 23H218V24H216V26L217 27H215L214 28V25H213V27H210L209 28V33H210V35H213V34H215V32H221L223 29H221L222 27H226L228 24H226V22L227 21H224V19H223V17L221 16L223 13H222V11H223V7H222V5H223V3H222V1L223 0H218ZM229 1V0H228ZM236 0H231V5H233V2H235ZM247 1H249V0H243V2L245 3V5H246V2ZM250 1H252V2H254V0H250ZM11 2V1H10ZM13 2H15V1H13ZM13 2H11V3H13ZM18 1L16 0V3H17ZM20 2V1H19ZM30 2V1H29ZM36 2H37V0H36ZM39 2V1H38ZM60 2V1H59ZM58 2V3H59ZM64 2V1H63ZM77 2H79V1H77ZM89 3H90V1H88ZM110 2V1H109ZM125 2V1H124ZM130 2V1H129ZM41 3V2H40ZM40 3H37V5L38 4H40ZM50 4V1L49 2H46V1H44V4L46 5V4ZM62 3V2H61ZM61 3H60V5L58 6V7H60L61 6ZM67 3V2H66ZM65 3V4H66ZM92 3V2H91ZM106 3V2H105ZM181 3V2H180ZM262 3H264V0H256V4L255 5H257L258 7L262 4ZM22 5H23V2L21 3ZM20 4V5H21ZM30 4H31V2H30ZM62 4H64V3H62ZM64 4V5H65ZM73 4V3H72ZM82 4V3H81ZM80 4V5H81ZM111 4V3H110ZM120 4H122V1H121V3ZM195 4V3H194ZM204 4V3H203ZM253 4V3H252ZM41 5V4H40ZM58 5V4H57ZM64 5L62 6V7H64ZM90 5V4H89ZM94 5V4H93ZM99 5V4H98ZM115 5V4H114ZM124 5V4H123ZM127 5V4H126ZM130 5V4H129ZM206 5V4H205ZM254 5V4H253ZM252 5V6H253ZM51 6V5H50ZM68 6H70V4L68 5ZM74 6V5H73ZM87 6V5H86ZM121 6V5H120ZM180 6V5H179ZM210 6V5H209ZM212 7H213V5H211ZM20 7V6H19ZM19 7H18V9H19ZM31 7H32V5H31ZM41 7V6H40ZM43 7V6H42ZM40 8V9H43V8ZM54 7V6H53ZM83 7V6H82ZM115 7H116V5H115ZM11 8V7H10ZM21 8V7H20ZM33 8V7H32ZM49 8V7H48ZM47 8V9H48ZM55 8V7H54ZM73 8V7H72ZM79 8V7H78ZM96 8V7H95ZM179 8V7H178ZM194 8V7H193ZM200 8V7H199ZM198 8V9H199ZM230 9H231V7H229ZM31 9V8H30ZM40 9H39V11H37V12H35V14L36 13H39L40 12ZM59 9V8H58ZM81 9V8H80ZM79 9V10H80ZM88 9V8H87ZM165 9V8H164ZM197 9V10H198ZM248 9V8H247ZM20 10H22L23 11V9H20ZM44 10H46V9H44ZM53 10V9H52ZM55 10V9H54ZM69 10V9H68ZM67 10V11H68ZM83 10H86V9H83ZM125 10V9H124ZM17 12H19L18 10H16ZM21 11V12H22ZM29 11V10H28ZM66 11V12H67ZM71 11V10H70ZM82 11V10H81ZM113 11H115V10H113ZM142 11H143V13H142ZM176 11H177V9H176ZM201 11V10H200ZM249 11V10H248ZM45 12V13H44ZM43 12V14H45L46 15V11H44ZM55 12V11H54ZM59 12V11H58ZM69 12V11H68ZM68 12H67V14H68ZM72 12V11H71ZM83 12V11H82ZM81 12V13H82ZM86 12V11H85ZM126 12V11H125ZM167 12V11H166ZM255 12H256V9H255ZM20 13V12H19ZM29 13V12H28ZM32 13H34V12H31V14ZM42 13V12H41ZM63 13H65V12H63ZM88 13V12H87ZM165 13V12H164ZM179 13V12H178ZM197 13H199V12H197ZM200 13H202V12H200ZM212 13V12H211ZM213 13H214V11H213ZM214 13V14H215ZM35 14H33L34 16H36ZM49 14V13H48ZM47 14V15H48ZM54 14V13H53ZM52 14V15H53ZM57 14V13H56ZM90 14V13H89ZM170 14V13H169ZM253 14V13H252ZM20 16H21V14H19ZM28 15H30V14H28ZM32 15V16H33ZM64 15V14H63ZM93 15V14H92ZM130 15V14H129ZM179 15V14H178ZM254 15H256L257 16V14H254ZM22 16H23V14H22ZM24 16H25V14H24ZM31 16V15H30ZM34 16L33 17H30L31 18V20L32 21H34L35 20V18H34ZM72 16H74V15H72ZM102 16H104V15H102ZM181 16V15H180ZM192 16V15H191ZM44 18H46L45 16H43ZM48 17H50V16H48ZM59 17V16H58ZM63 17H65V16H63ZM87 17V16H86ZM106 17H107V15H106ZM114 17V16H113ZM169 17V16H168ZM203 17V16H202ZM23 18V17H22ZM33 18H34V20H33ZM52 18H53V16H52ZM60 18V17H59ZM72 18V17H71ZM108 18V17H107ZM106 18V19H107ZM118 18V17H117ZM160 18H162V20L164 21V18H166V16L163 18V17H160ZM189 18V17H188ZM192 18H193V16H192ZM206 18V17H205ZM37 19L39 20V18L37 17ZM42 18H40V20H41ZM67 19H68V17H67ZM67 19H66V21H67ZM76 19V18H75ZM81 19V18H80ZM106 19H105V21H106ZM176 19H177V17H176ZM175 19V17L173 18V20H176ZM180 19V18H179ZM186 19V18H185ZM184 19V20H185ZM194 19H195V17H194ZM200 19H201V17H200ZM259 19V18H258ZM58 20V19H57ZM57 20H55L56 22H57ZM69 20V19H68ZM84 20V19H83ZM93 20V19H92ZM126 20L127 21H129V23L131 22V18L129 17V18H126ZM161 20V19H160ZM260 20V19H259ZM31 21V26L32 25H34V24H32V23H34V22H32ZM65 21V22H66ZM70 21V20H69ZM94 21V20H93ZM170 21V20H169ZM181 21H182V19H181ZM187 21V20H186ZM189 21V20H188ZM191 21V20H190ZM43 22V21H42ZM84 22V21H83ZM204 22V21H203ZM202 22V23H203ZM23 23V22H22ZM44 23V22H43ZM59 23V22H58ZM61 23H63V20H62V22ZM91 23V22H90ZM172 23V22H171ZM175 23V22H174ZM189 23V22H188ZM48 24H51V23H49L48 22ZM72 24H73V22H72ZM76 24V23H75ZM74 24V25H75ZM161 24V26H162V23H160ZM164 24V23H163ZM167 24V23H166ZM182 24H184V23H182ZM206 24V23H205ZM204 24V25H205ZM21 25H24V23L23 24H21ZM26 25V24H25ZM53 25V24H52ZM61 26H63V24H60ZM65 25H66V23H65ZM77 25V24H76ZM93 25V24H92ZM131 25V24H130ZM187 25V24H186ZM44 26H45V23H44ZM43 26V27H44ZM67 26V25H66ZM154 26H156V24L154 25ZM160 26V25H159ZM164 26V25H163ZM163 26H162V28H163ZM203 26V25H202ZM212 26V25H211ZM10 27V26H9ZM19 27H20V25H19ZM38 28L40 27V26H37ZM36 27V28H37ZM47 27V26H46ZM48 27H50V26H48ZM55 27V26H54ZM57 27V26H56ZM55 27V28H56ZM58 27H60V26H58ZM57 27V28H58ZM81 27V26H80ZM84 28H85V25L83 26ZM87 28H88V26H86ZM94 27V26H93ZM168 27V26H167ZM178 27L180 28H178V29H176V31H172L168 36H167V38L165 37V39H166V41H167V44L169 45V46H172V48L173 49H176V42H177V38H179L180 36H183V39H184V41L185 42H187V43H189V44H193V39H194V37H193V35L191 34L193 31V29L194 28H196L197 26H196V22H195V24L194 23H192V25H191V27H192V29H187V30H185L184 28H185V26H182L180 23H179V21H178ZM190 27V26H189ZM188 27V28H189ZM231 27V26H230ZM10 28H12V27H10ZM24 28V27H23ZM35 28V29H36ZM41 28V27H40ZM39 28V29H40ZM53 28V27H52ZM52 28L50 29V31L52 30ZM69 28V27H68ZM71 28V27H70ZM69 28V29H70ZM95 28H96V26H95ZM94 28V29H95ZM99 28V27H98ZM162 28H160L161 30H162ZM166 28V27H165ZM16 29V28H15ZM15 29L14 30H12V32H14L13 34H15ZM34 29V28H33ZM38 29V30H39ZM61 29H64V26H63V28H61ZM73 29V28H72ZM86 29V28H85ZM114 29V28H113ZM229 29V28H228ZM230 29H232V28H230ZM10 30V29H9ZM37 30V29H36ZM37 30V31H38ZM60 30V29H59ZM68 30V29H67ZM67 30H65V31H67ZM80 30V29H79ZM83 30V29H82ZM87 30H89V29H87ZM96 30V29H95ZM166 30H168V29H166ZM165 30V31H166ZM224 30H226V28L224 29ZM233 30V29H232ZM16 31H18V30H16ZM26 31V30H25ZM24 31V32H25ZM33 31V30H32ZM40 31V30H39ZM38 31V32H39ZM46 31H48V30H46ZM70 31H71V29H70ZM69 30H68V32H70ZM77 31H78V29H77ZM109 31V30H108ZM156 31V30H155ZM187 31H189V32H187ZM1 32V31H0ZM56 32H58V31H56ZM72 32V31H71ZM83 32V31H82ZM198 32V31H197ZM201 32V31H200ZM199 32V33H200ZM232 32V31H231ZM2 33V32H1ZM17 33V32H16ZM22 33V32H21ZM27 33V32H26ZM34 33H37L36 31L34 32ZM44 33V32H43ZM47 33V32H46ZM48 33H51V32H49L48 31ZM60 33V32H59ZM85 33H88V32H85ZM92 33V32H91ZM104 33V32H103ZM205 33V32H204ZM203 33V34H204ZM3 34H4V32H3ZM5 34H6V32H5ZM4 34V35H5ZM18 34V33H17ZM28 34V33H27ZM79 34H80V32H79ZM101 34V33H100ZM154 34H156V33H154ZM158 34V33H157ZM156 34V36H158ZM197 34V33H196ZM234 34V32H232V35ZM237 34V33H236ZM46 34H44V36H45ZM54 35V34H53ZM56 35V34H55ZM78 35V34H77ZM81 35V34H80ZM86 35H88V34H86ZM92 35H93V33H92ZM227 35V34H226ZM13 36V35H12ZM14 36H17V35H14ZM18 36H20V35H18ZM22 36V35H21ZM39 36V35H38ZM42 36V35H41ZM41 36H39L40 37V39H41ZM48 36V35H47ZM57 37H58V34L56 35ZM70 36V35H69ZM79 36V35H78ZM145 36V35H144ZM143 36V37H144ZM194 36H195V34H194ZM203 36V35H202ZM234 36H236V35H234ZM24 37H26L25 39L27 40L28 38H27V35L26 36H24ZM43 37V36H42ZM48 37H50V36H48ZM77 37V36H76ZM83 38H84V36H82ZM121 37V36H120ZM199 37H201L200 35H199ZM227 37V36H226ZM13 38V37H12ZM52 38H54V37H52ZM81 38V37H80ZM87 38V37H86ZM85 38V39H86ZM92 38V37H91ZM96 38V37H95ZM94 38V39H95ZM196 38V37H195ZM235 38V37H234ZM2 39H3V37H2ZM1 39V40H2ZM44 39V38H43ZM63 39H65V38H63ZM82 39V38H81ZM159 39V38H158ZM163 39V38H162ZM207 39V38H206ZM231 39H233V38H231ZM11 40V39H10ZM13 40V39H12ZM45 40V39H44ZM58 40H60V39H58ZM67 40V39H66ZM77 40V39H76ZM210 40V39H209ZM220 40H221V38H220ZM223 41H224V38L222 39ZM226 40V39H225ZM3 41V40H2ZM1 41V42H2ZM6 41V40H5ZM43 41V40H42ZM46 41V40H45ZM51 41V40H50ZM70 41V40H69ZM123 41V40H122ZM163 41V40H162ZM165 41V40H164ZM211 41H213V40H211ZM230 41V40H229ZM235 43H237V44H239L240 45V49H241V47H242V50L244 51V53L245 54H247L248 53V47L246 48V46L247 45H245L244 47L241 45L242 44V38L241 37H237V38H235ZM0 42V43H1ZM48 42V41H47ZM52 42H53V39H52ZM67 42V41H66ZM73 42V41H72ZM76 42H78V40L76 41ZM86 42H87V40H86ZM203 42H204V40L201 42V46L199 47V49L198 50H196V52H198L201 56L202 55H204V52L209 48V46H207V47H204V44H203ZM216 42V41H215ZM218 42V41H217ZM216 42V43H217ZM226 42V44H227V41H225ZM231 42V41H230ZM244 42V41H243ZM7 43H9V41H7ZM28 43V42H27ZM40 43H42L41 42V40H40ZM44 43V42H43ZM80 43V41L78 42V44ZM83 43V42H82ZM82 43H80L81 45H82ZM154 43V42H153ZM152 43V44H153ZM157 43V42H156ZM215 43V44H216ZM219 43V42H218ZM217 43V44H218ZM18 44V43H17ZM44 44H46V42L44 43ZM44 44H42L43 46H44ZM54 44H56V40H55V42H54ZM60 44H62V43H60ZM65 44V43H64ZM67 44V43H66ZM99 44H101V43H99ZM99 44H95V45H99ZM167 44H165V45H167ZM225 44V45H226ZM230 44V43H229ZM232 44V43H231ZM14 45V44H13ZM42 45H40V46H42ZM48 45V44H47ZM68 45V44H67ZM66 45V46H67ZM156 45V44H155ZM162 44H160L159 46H161ZM220 45V44H219ZM224 45V46H225ZM233 45H235V44H233ZM51 46V45H50ZM54 46V45H53ZM56 46V45H55ZM61 45H59L58 47L59 48H61L60 47ZM94 46V45H93ZM229 46V45H228ZM227 46V47H228ZM231 46V45H230ZM1 47V46H0ZM5 47V46H4ZM6 47H8V45L6 46ZM17 47V46H16ZM19 47V46H18ZM52 47V46H51ZM51 47H50V50H51ZM72 47V46H71ZM83 47V46H82ZM100 47H101V45H100ZM220 47V46H219ZM226 47V48H227ZM235 47V46H234ZM9 48L11 49V46H9ZM32 48V47H31ZM40 48V47H39ZM43 48V47H42ZM41 48V49H42ZM46 48V47H45ZM44 48V49H45ZM53 48V47H52ZM157 48V47H156ZM168 48V47H167ZM215 48H217V47H215ZM233 48V47H232ZM232 48H231V50H232ZM238 48V47H237ZM238 48V49H239ZM16 49V48H15ZM18 49V48H17ZM19 49H22V48H19ZM17 50V52L18 51H20V50ZM64 49H66V47L64 48ZM75 49H77V48H75ZM98 49V48H97ZM163 50H164V48H162ZM221 48H219L218 50H220ZM1 50V49H0ZM33 50V49H32ZM53 50V49H52ZM54 50H57L56 48H54ZM62 50V49H61ZM71 50V49H70ZM73 50V49H72ZM100 50H102V49H100ZM100 50H99V52H100ZM212 50V52H213V49H211ZM210 50V51H211ZM227 50V49H226ZM226 50H224V51H226ZM229 50V49H228ZM233 50H235V49H233ZM237 50V49H236ZM235 50V51H236ZM3 51H5V50H3ZM13 51L15 52V50L13 49ZM12 51V52H13ZM48 50H46V54L49 52L50 53V51H48ZM63 51V50H62ZM64 51H66V50H64ZM79 51H80V49H79ZM105 51V50H104ZM207 51H209V50H207ZM240 51V50H239ZM239 51H238V53H239ZM13 52V53H14ZM21 52V51H20ZM30 52H31V50H30ZM30 52H27V53H30ZM38 52V51H37ZM41 52V51H40ZM39 52V53H40ZM44 52V51H43ZM53 52V51H52ZM51 52V55H54L53 53ZM56 52H58V51H56ZM72 52V51H71ZM71 52H69V54H71ZM77 52V51H76ZM90 52V51H89ZM103 52V51H102ZM168 52H169V50H168ZM171 52V51H170ZM173 52V51H172ZM175 52V51H174ZM173 52V53H174ZM222 52V51H221ZM19 53V52H18ZM25 53V52H24ZM44 53V54H45ZM78 54L80 53V52H77ZM81 53H83V52H81ZM96 53H97V51H96ZM101 53V52H100ZM105 53V52H104ZM158 53V52H157ZM210 53V52H209ZM220 53V52H219ZM223 53V52H222ZM230 53V52H229ZM233 53V52H232ZM232 53H230L231 54V57L232 56H234V55H232ZM236 53V52H235ZM3 54H5V53H3ZM41 54H43L42 52H41ZM57 54V53H56ZM62 54V53H61ZM65 54V53H64ZM90 54V53H89ZM88 54V55H89ZM103 54V53H102ZM159 54V53H158ZM208 54V53H207ZM240 54V53H239ZM242 54H243V52H242ZM241 54V55H242ZM20 55H22V54H20ZM25 55V54H24ZM58 55V54H57ZM73 55V54H72ZM76 55V54H75ZM91 55V54H90ZM166 55V54H165ZM175 55V54H174ZM2 58H4V57H6V55H4V57H3V55H0ZM23 56V55H22ZM22 56H17V57H22ZM33 56V55H32ZM42 56H44V55H42ZM47 56V55H46ZM65 56V55H64ZM83 56V55H82ZM166 56H169V55H166ZM191 56H192V53H191ZM201 56H199V57H201ZM55 57V56H54ZM71 57V56H70ZM73 57V56H72ZM77 57H78V55H77ZM84 57V56H83ZM86 57V56H85ZM92 57V56H91ZM97 57V56H96ZM171 57V56H170ZM175 57V56H174ZM214 58H216V56H213ZM245 57H247V56H245ZM8 58V57H7ZM34 58V59H33ZM32 59L35 61V57H33ZM44 58H46V57H44ZM63 59L61 56L58 58V56H57V58H54V60H53V62L54 63H56L55 62V59ZM66 58V57H65ZM68 58V57H67ZM79 58V57H78ZM81 58V57H80ZM86 58H88V57H86ZM98 58H99V56H98ZM209 58V57H208ZM210 58H212V57H210ZM239 58V57H238ZM21 59V61H22V58H20ZM24 59V58H23ZM73 59V58H72ZM83 59V58H82ZM88 59H90V58H88ZM93 59V58H92ZM92 59H91V61H92ZM97 59V58H96ZM164 59V58H163ZM232 59V58H231ZM37 60V59H36ZM173 60H175V59H173ZM172 60V61H173ZM178 60V59H177ZM191 60V59H190ZM233 60V59H232ZM1 61V60H0ZM30 60L28 59V62H29ZM32 61V60H31ZM43 61V60H42ZM47 61H49V59L47 60ZM51 61H52V58H51ZM62 61H65V60H61L60 62H61V64H62ZM75 61H76V59H75ZM89 61V60H88ZM91 61H90V63H91ZM163 61V60H162ZM166 61V60H165ZM235 61H236V59H235ZM234 61V62H235ZM251 61V59H249V58H247V62L249 63ZM24 62H25V59H24ZM28 62L26 61V63L28 64ZM38 62V61H37ZM44 62V61H43ZM45 62H46V60H45ZM44 62V64H46ZM59 62V63H60ZM77 62H78V60H77ZM122 62V61H121ZM178 62V61H177ZM176 62V63H177ZM205 62V61H204ZM258 62V61H257ZM256 62V65H255V69H254V71L256 70V68H261L262 66H264V59L259 63V65H258V63ZM7 62L6 61H4V62H1L0 63V70L1 71H4V72H9L7 69H6V67H5V64H6ZM20 63V62H19ZM18 63V65H20ZM25 63V64H26ZM52 63V62H51ZM50 63V65H52ZM58 63V64H59ZM73 63H74V61H73ZM82 63V62H81ZM95 63V62H94ZM170 63V62H169ZM208 63V62H207ZM206 63V64H207ZM21 64H22V62H21ZM42 64V63H41ZM80 64V63H79ZM84 64H85V61H84ZM91 64H93V62L91 63ZM161 64V63H160ZM179 64H180V62H179ZM178 64V65H179ZM201 64V63H200ZM236 64V63H235ZM7 65V64H6ZM11 65V64H10ZM24 65V64H23ZM49 65V64H48ZM74 65V64H73ZM76 65V64H75ZM74 65V66H75ZM87 65H88V63H87ZM86 65V66H87ZM94 65V64H93ZM92 65V66H93ZM162 65V64H161ZM197 65H198V63H197ZM201 65H204V64H201ZM234 65V64H233ZM233 65H232V67H233ZM249 65V64H248ZM22 66V65H21ZM27 66V65H26ZM54 66L56 67V65L54 64ZM54 66H53V68H54ZM60 66V65H59ZM58 66V67H59ZM65 66V65H64ZM63 66V67H64ZM68 66V65H67ZM70 66H71V64H70ZM80 66V65H79ZM97 66V67H98ZM165 66V65H164ZM163 66V67H164ZM170 66H172L173 67V64L172 65H170ZM175 66V65H174ZM183 66V65H182ZM188 66V65H187ZM198 66H200V65H198ZM238 66V65H237ZM240 66V65H239ZM246 66V65H245ZM254 66V65H253ZM15 67V66H14ZM29 67V66H28ZM27 67V68H28ZM36 67V70H37V67L38 66H35ZM35 67L33 68V69H35ZM52 67V66H51ZM50 67V68H51ZM76 67V66H75ZM162 67V68H163ZM180 67V66H179ZM194 67V66H193ZM192 67V68H193ZM20 68V67H19ZM25 68V67H24ZM24 68L22 67L20 70L22 71V69H23V72H24ZM41 68V67H40ZM43 68H44V66H43ZM43 68H41L42 70H43ZM46 68H47V66H46ZM71 68V67H70ZM77 68V67H76ZM75 68V69H76ZM82 68H83V66H82ZM88 68V67H87ZM161 68V67H160ZM171 68V67H170ZM195 68V67H194ZM193 68V69H194ZM253 68V67H252ZM26 69V68H25ZM60 69V68H59ZM85 69H86V67H85ZM187 69H189V66H188V68ZM201 69V68H200ZM199 69V70H200ZM240 69H241V67H240ZM246 69H250V65H249V67L248 68H246ZM257 69V70H258ZM27 70V69H26ZM46 70V69H45ZM54 70H55V68H54ZM58 70V69H57ZM61 70V69H60ZM70 70H73V66H72V69H70ZM79 70H81V69H79ZM103 70V69H102ZM122 70H124V69H122ZM129 70V69H128ZM186 70V69H185ZM190 71H191V69H189ZM236 70V69H235ZM239 70V69H238ZM62 71V70H61ZM82 71H83V69H82ZM88 71V69L86 70V72ZM93 72H94V70H92ZM212 70H210V72H211ZM262 71V70H261ZM11 73H13L12 71H10ZM41 72H43V71H41ZM46 72H49V70H46ZM55 72H56V70H55ZM55 72H54V75H55ZM63 72V71H62ZM67 72V71H66ZM68 72H70V74H72L73 75V71H72V73H71V71H68ZM102 72V71H101ZM103 72H105V71H103ZM102 72V73H103ZM114 72V71H113ZM194 72V71H193ZM209 72V73H210ZM234 72V71H233ZM248 72H250V70H248L247 71V73ZM259 73H260V71H258ZM30 73H33V70L30 72ZM59 73V72H58ZM57 73V74H58ZM81 73V72H80ZM95 73V72H94ZM94 73H93V76H94ZM176 73V72H175ZM208 73V72H207ZM241 74L240 75H242L243 74V71H241L240 72ZM14 74V73H13ZM18 74H20L19 72L17 73V75ZM29 74V73H28ZM27 74V75H28ZM34 74V73H33ZM44 74H45V72H44ZM65 74V73H64ZM68 74V73H67ZM235 74V73H234ZM246 74V73H245ZM252 74H253V72H252ZM255 74H257V73H255ZM255 74H253V75H255ZM8 75V74H7ZM7 75H6V77L4 78L3 77V81H5L6 80V78H7ZM10 75V74H9ZM9 75H8V77H9ZM22 75V74H21ZM24 75V74H23ZM22 75V76H23ZM26 75V74H25ZM42 75H43V73H42ZM71 75V76H72ZM76 75V74H75ZM74 75V76H75ZM82 75V74H81ZM87 75V74H86ZM108 75H109V73H108ZM175 75V74H174ZM178 74H176V76H177ZM200 75V74H199ZM249 75V74H248ZM61 76V75H60ZM60 76H59V79L57 80V82L59 81V80H61L60 81V83L58 82V85L60 84V86H61V88H63V87H65L66 86V82H67V80L65 79L64 80V78H66L67 76H65V77H63L62 76V78H60ZM69 76V75H68ZM70 76V77H71ZM77 76V75H76ZM80 76V75H79ZM90 76V75H89ZM95 76H97V75H95ZM94 76V77H95ZM194 76V75H193ZM14 77H18V76H14ZM25 77V76H24ZM23 77V78H24ZM28 77V76H27ZM32 76H30V78H31ZM43 77H47V76H43ZM42 77V78H43ZM83 77V76H82ZM81 77V78H82ZM94 77H92L93 79H94ZM102 77V76H101ZM188 77V76H187ZM186 77V79H188ZM196 77V76H195ZM197 77H198V74H197ZM251 77H252V75H251ZM19 78V77H18ZM17 78V79H18ZM34 78V77H33ZM39 78H41V76L39 77L38 76V79ZM48 78V77H47ZM50 78H52V76L50 77ZM207 78H210V77H207ZM206 78V79H207ZM213 77L211 76V78L210 79H208L209 81L212 79ZM5 79V80H4ZM17 79H15L16 81H17ZM25 79V81L28 79H26V78H24ZM56 79V78H55ZM70 79V78H69ZM83 79V78H82ZM101 79V78H100ZM107 79V78H106ZM109 79V78H108ZM185 79V80H186ZM246 79H248V76L246 77ZM245 79V80H246ZM40 80V79H39ZM42 80V79H41ZM52 80H54L53 78L51 79V81ZM73 80V79H72ZM80 80V79H79ZM83 80H85V79H83ZM89 80H91L90 78H89ZM88 80V81H89ZM97 80H98V77H97ZM111 79H109V81H110ZM181 80H183L182 78H181ZM180 80V81H181ZM207 80V81H208ZM213 80V79H212ZM214 80H215V77H214ZM14 82V84L15 83H17V82ZM25 81H23L24 83H25ZM51 81H47V86L46 87H50V83H54V82H51ZM82 81V80H81ZM87 81V80H86ZM99 81V80H98ZM177 81H179V80H177ZM250 81V80H249ZM28 82V81H27ZM45 82V81H44ZM48 82H50V83H48ZM74 82V81H73ZM76 82V81H75ZM79 82V81H78ZM77 82V86L78 87H76L77 88V90L79 91V90H81L83 87L81 86V84L79 85V83ZM83 82V81H82ZM107 82H108V80H107ZM110 82H112V80L110 81ZM185 82V81H184ZM188 82V81H187ZM193 82V81H192ZM224 82H225V80H224ZM34 83V82H33ZM42 83V82H41ZM81 83V82H80ZM90 83V82H89ZM206 83V85L208 84L207 82H205ZM210 83V82H209ZM211 83H212V81H211ZM5 84V83H4ZM19 84V83H18ZM38 84H39V82H38ZM45 84H46V82H45ZM94 84V83H93ZM184 84H186V83H184ZM222 84V83H221ZM24 85H26V83L24 84ZM89 85V84H88ZM90 85H91V83H90ZM100 85V84H99ZM106 85H107V83H106ZM176 85V84H175ZM179 85V84H178ZM204 85V84H203ZM224 85V84H223ZM35 86H36V89H38V90H36L34 93H33V96H34V98H32L31 96H30V98H32V102L34 103L35 101H36V99L37 98H39L41 95H42V93H43V90L38 86V85H36V83H35ZM92 86V85H91ZM182 86V85H181ZM180 86V87H181ZM190 86V85H189ZM188 86V87H189ZM201 86V85H200ZM29 87V86H28ZM103 87V86H102ZM106 87H108V86H106ZM113 87V86H112ZM175 87V86H174ZM185 87V86H184ZM188 87L186 88V89H188ZM193 87L195 88V85H193ZM1 88V87H0ZM30 88V91H26V92H31V87H29ZM67 88H69V87H67ZM90 88V87H89ZM169 88H170V86H169ZM169 88H167V89H169ZM172 88V90L174 89L173 87H171ZM182 88V87H181ZM180 88V89H181ZM203 88V87H202ZM206 87H204V89H205ZM70 89V88H69ZM88 89V88H87ZM96 89V87L94 88V89H88L90 92H91V90L93 91V90H95ZM104 89H105V87H104ZM191 89H192V87H191ZM191 89H189V90H191ZM198 89V88H197ZM206 89H208V86H207V88ZM1 90V89H0ZM13 90H15L14 88H13ZM26 90H28V88H26ZM170 90V89H169ZM193 90V89H192ZM202 90V89H201ZM200 90V88H199V92L201 93V94H199V92L197 93L198 95H199V97L201 96V98H202V100L203 101H201V104L200 105H204V103H205V97L206 96H209V93H207L208 95H206V93H205V91L203 90V91H201ZM251 90V89H250ZM166 91V90H165ZM184 91V90H183ZM194 91V90H193ZM206 91H208V90H206ZM247 91V90H246ZM76 92V91H75ZM94 92V91H93ZM92 92V93H93ZM97 92V91H96ZM168 92V91H167ZM170 92H172V91H170ZM185 92H187V91H185ZM190 92V91H189ZM197 92V91H196ZM210 92V91H209ZM12 94L11 95H14V94H17L18 95V92L17 93H14V91H12L11 92ZM63 93H65L64 91H63ZM101 93H103L102 91H101ZM193 93H195V92H193ZM192 93V94H193ZM246 93V92H245ZM249 93H250V91H249ZM1 94V93H0ZM21 94V93H20ZM26 94V93H25ZM72 94V93H71ZM95 93H93V95H94ZM98 94V93H97ZM96 94V95H97ZM169 94H171V93H169ZM186 94V93H185ZM187 94H188V92H187ZM255 94V93H254ZM263 94V93H262ZM10 95V94H9ZM21 95H23V93L21 94ZM29 95V94H28ZM28 95H25V96H27L28 97ZM92 95V96H93ZM197 95V96H198ZM7 96V98H8V95H6ZM6 96H5V98H6ZM15 96V95H14ZM91 96V98L90 99H92L93 97ZM100 96V95H99ZM172 96H173V94H172ZM175 96H176V94H175ZM215 96H216V94H215ZM217 96H219V95H217ZM36 97V98H35ZM174 97V96H173ZM5 98H4V102H6L5 101ZM20 98V97H19ZM22 98H23V96H22ZM69 99H70V97H68ZM82 98V99H81ZM100 98V97H99ZM209 98V97H208ZM207 98V99H208ZM24 99V98H23ZM105 99V98H104ZM103 99V100H104ZM145 99H150V102H148L152 107H155L156 109H154V110H150L149 112L151 113V114H155V113H158V114H156L157 116L158 115H160L161 116V118L163 117V115H164V120H162V121H164L163 122V129H161V131H158L157 130V127H156V125H154V123H152L151 124V126L147 129V130H143V131H140L139 129H138V126L136 125V124H134V123H132L133 124V131L135 132V134L137 135V137H136V139H134V140H132L131 138H130V136H129V133H128V131H127V126H128V124L129 123H131V121H130V114H132L133 113V108H135V110L136 111H134V114H136V112H141V111H144V106H146V104L144 105V100ZM168 99H170V98H168ZM185 99V98H184ZM184 99L181 97L180 98V100L178 99V107H180V105H185V101H184ZM188 99H190V96H189V98ZM8 100V99H7ZM22 99L20 98V100H18V102L19 101H21ZM29 100V99H28ZM81 100V102H87L86 104H87V106H89L88 104H90V102L88 103V101H87V95L84 93V95L81 97H79V101ZM142 100V101H141ZM200 100V99H199ZM10 101V100H9ZM173 100H171V102H172ZM175 101H176V98H175ZM188 101V100H187ZM255 101V100H254ZM256 101H257V99H256ZM259 101H260V98H259ZM11 102V101H10ZM23 102H24V100H23ZM72 102V101H71ZM71 102H69L68 100H66V101H64V102H59V103H62V104H60V106L58 107V109H57V112L55 113V115H53V117L51 118V120H53L52 122H54V124L55 125H57V127L56 128H54L55 130H54V135L56 134V135H61V137H60V143L62 142V138L65 136V134L67 133V131H68V129H70L71 127H74V126H76L77 124H79V121H78V115H80L79 113H81V112H83L82 110L83 109H81L80 110V108H82V107H80V103L79 102H77L76 104H77V106L76 105H74L73 107L71 106L72 104H70ZM83 102V103H84ZM123 102V105H124V107H122V108H120L119 106L121 105V103ZM197 102V104L196 105H199L198 104V102L199 101H196ZM25 104H26V102H24ZM28 103V102H27ZM82 103V104H83ZM189 103V102H188ZM212 103H213V101H212ZM7 104V103H6ZM95 104H96V102L95 103H91L90 104V106H89V115H87V116H89V118H90V122H88L89 123V125H90V127L94 124L93 122H95V119L96 118H98V117H96V116H98V106H95ZM191 104V103H190ZM224 104V103H223ZM258 104V103H257ZM1 105V104H0ZM9 105V104H8ZM28 105V104H27ZM31 105V104H30ZM34 105L36 106L37 105V103H34ZM175 105V104H174ZM209 105V104H208ZM7 106V105H6ZM9 106H11V104L9 105ZM13 106V105H12ZM11 106V107H12ZM19 108H20V116L18 117V118H21V121L22 120H24V122H25V124H24V127L26 128V122L27 121H32V120H30L29 119V117L27 118V115H26V109L24 108V106L22 105V107L21 106H19V104L17 105ZM16 106V107H17ZM85 106V105H84ZM150 106V107H151ZM167 106H168V108H167ZM194 106V105H193ZM192 106V107H193ZM258 106V105H257ZM10 107V108H11ZM16 107L15 108H13L14 110L16 109ZM171 107H173V105H171ZM191 107V106H190ZM190 107H188V109L190 110L191 108ZM197 106H195L194 108H196ZM204 107V106H203ZM215 107V106H214ZM223 107V106H222ZM181 108H183V107H181ZM54 109V108H53ZM88 109H87V111H88ZM104 109H107L106 111H104ZM148 109V108H147ZM176 109V108H175ZM196 109H199L198 107L196 108ZM207 109H210V108H207ZM10 110V109H9ZM29 111H30V109H28ZM170 110V109H169ZM178 110V109H177ZM203 110H205V109H203ZM203 110L201 111V110H195L194 109V115H196V116H202V112H203ZM211 110V109H210ZM1 111H3V109H1L0 110V113H1ZM6 112H8L7 110H5ZM22 111V112H21ZM64 111H66V114H67V116H66V114L64 113ZM84 111H86L85 109H84ZM179 111V110H178ZM212 111V110H211ZM219 111V110H218ZM117 112H118V114H117ZM184 112V111H183ZM185 112L187 113V111L185 110ZM210 112V111H209ZM169 113V114H168ZM210 113H212V112H210ZM1 114H3V113H1ZM83 113H81V115H82ZM166 114H168V116H166ZM213 114L215 115V113L213 112ZM220 114H222V112H220ZM14 115V114H13ZM33 114H31V116H32ZM80 115V116H81ZM155 115V116H156ZM178 115V114H177ZM245 115V114H244ZM1 116V115H0ZM49 116V114H47L46 115V117H48ZM85 116V115H84ZM87 116H85V117H87ZM143 116V115H142ZM192 116V115H191ZM206 116V118L205 119H208V120H206V121H209V118H208V116L210 117V115H205ZM216 116V115H215ZM217 116H219L218 114H217ZM216 116V117H217ZM246 116V115H245ZM32 117H35V116H32ZM105 117H108V119L106 120L105 119ZM148 117V116H147ZM220 117V116H219ZM0 118H2V116L0 117ZM84 118V117H83ZM82 117H81V119H83ZM158 118V117H157ZM160 119V118H159ZM198 119V118H197ZM200 119H202V118H200ZM33 120H37V119H33ZM83 120H85V121H87V118L85 119H83ZM97 120L98 119H96V124H97ZM160 120V121H161ZM195 120H196V118H195ZM203 120V119H202ZM201 121V120H200ZM199 121V122H200ZM211 121V120H210ZM81 122V121H80ZM84 122V121H83ZM99 123H100V121H98ZM11 123V125H12V122H10ZM15 123V122H14ZM22 123V122H21ZM82 123V122H81ZM9 124V123H8ZM53 124V123H52ZM76 124V125H75ZM101 124V123H100ZM204 124V123H203ZM208 124H209V122H208ZM10 125V124H9ZM82 125V124H81ZM95 125V124H94ZM93 125V126H94ZM98 125V124H97ZM102 125V124H101ZM199 125V124H198ZM218 126H220L219 124H217ZM20 126V125H19ZM41 126H43V127H45L44 125H41ZM52 126V125H51ZM36 127H39L40 128V126L39 125H36ZM42 127V128H43ZM49 127V126H48ZM85 127H88V128H84L85 130H87V131H89V130H91L90 129V127L88 126V124H87V122L85 123ZM160 127H162V126H160ZM208 127H210V126H208ZM212 127V126H211ZM32 128V127H31ZM31 128H29V129H31ZM78 128V126H76V129ZM95 128V127H94ZM93 128V129H94ZM20 129V128H19ZM22 129H24V128H21V130H18L17 132H22L23 130ZM33 129V128H32ZM31 129V130H32ZM50 129H52V127L50 128ZM74 129H75V127H74ZM96 129V128H95ZM94 129V130H95ZM99 129V128H98ZM224 129V128H223ZM225 129H227L226 127H225ZM40 131L41 130V128H40V130L39 129H36L35 128V126H34V131ZM72 130H73V128H72ZM77 130H79V129H77ZM82 130V129H81ZM100 130V129H99ZM29 131V130H28ZM33 131V133H35L36 134V136H37V133L36 132H34ZM42 132H45V130L44 129H42L41 130ZM40 131V132H41ZM47 131V130H46ZM83 131V130H82ZM81 131V132H82ZM87 131H84V132H86V133H89V132H87ZM75 132V131H74ZM205 132V131H204ZM206 132H207V130H206ZM209 132V131H208ZM229 132V131H228ZM24 133V132H23ZM25 133H27L28 135H29V133L28 132H25ZM78 133V132H77ZM76 133V134H77ZM85 133V134H86ZM94 133V132H93ZM93 133L92 132H90L89 134L91 135V136H94L93 135ZM97 135H98V133L97 132H95ZM18 134V133H17ZM22 134V133H21ZM20 134V135H21ZM39 134V133H38ZM47 135H48V133H46ZM84 134V133H83ZM88 134V135H89ZM16 135V134H15ZM23 135H25V134H23ZM31 135H33V134H31ZM50 135V134H49ZM48 135V136H49ZM102 135V132H101V134H100V136ZM18 136V135H17ZM16 136V137H17ZM47 136V137H48ZM79 136H81V135H79V133H78V137ZM195 136L197 137L196 138V140H197V144L198 145H205L206 143H205V141H204V139H203V137L201 136V132H199V133H195ZM5 137V136H4ZM15 137V138H16ZM40 136H37V138H39ZM95 138H93V139H95V140H97L96 139V136H94ZM98 137V140H99V136H97ZM211 137V136H210ZM5 138H7V136L5 137ZM20 137L18 136V139H19ZM31 138V137H30ZM51 139L53 138V137H50ZM88 137L86 136L85 137V140H87V142L84 140H82L83 142H85V144H87L88 143V139H87ZM90 139H92L91 137H89ZM103 138V137H102ZM116 138V139H115ZM17 139V138H16ZM15 139V140H16ZM40 139V138H39ZM64 139V138H63ZM84 139V138H83ZM1 140V139H0ZM12 140H13V138H12ZM41 140H42V136H41ZM40 140V141H41ZM46 141L49 143V141L46 139ZM52 141H53V139H52ZM52 141H50V142H52ZM81 141V142H82ZM1 142V141H0ZM15 142V141H14ZM17 142V141H16ZM15 142V143H16ZM47 142H46V144H47ZM54 142V141H53ZM57 142H58V140H57ZM56 142V143H57ZM59 142L57 143V145L59 144ZM78 142V141H77ZM77 142H71L70 143V147H71V145H77L76 143ZM89 142H91V141H89ZM99 142V141H98ZM101 142V141H100ZM107 143H108V141H106ZM261 142V141H260ZM55 143V144H56ZM80 143V142H79ZM95 143H97V142H95ZM63 144V143H62ZM62 144H61V146H62ZM103 142L101 143V146H103L104 148L103 149H105L106 147H105V145L103 144ZM242 144V143H241ZM263 144V143H262ZM4 145V144H3ZM54 145V144H53ZM65 144H63V146H64ZM93 145V144H92ZM98 145H99V143H98ZM107 145V144H106ZM109 145V144H108ZM107 145V146H108ZM261 145V144H260ZM0 146H2L1 144H0ZM14 146V145H13ZM32 146V145H31ZM50 146H51V144H50ZM60 146V145H59ZM68 146H69V144H68ZM79 145H77L76 147H78ZM94 146V145H93ZM93 146H92V148H93ZM96 146V145H95ZM100 146V145H99ZM101 146L99 147V148H101ZM262 146V145H261ZM3 147V146H2ZM10 147V146H9ZM9 147H7V148H9ZM22 147V146H21ZM21 147H20V149H21ZM49 147V146H48ZM54 147V146H53ZM67 147V146H66ZM65 146H64V149L66 148ZM98 147V146H97ZM97 147H95V148H97ZM31 148H33L32 149V151L34 152V150L36 149V148H34V147H31ZM47 148V147H46ZM68 148V147H67ZM82 148V147H81ZM84 148V147H83ZM109 148H111V146L110 147H108L107 149H109ZM125 148H130L129 149V151H128V149H125ZM13 149V148H12ZM15 149V148H14ZM13 149V150H14ZM20 149H18V150H20ZM79 149V147L77 148V149H75V150H78ZM85 149H87V148H84V149H82L83 150V152L81 153L82 155L84 154V150ZM91 149V148H90ZM103 149H101V150H103ZM106 149V150H107ZM184 149H185V147H184ZM210 149V148H209ZM0 150L2 151V150H4V148L2 149V148H0ZM6 150V149H5ZM21 150H23V149H21ZM20 150V151H21ZM55 150H56V148H55ZM61 150V149H60ZM59 149L58 150H56L57 152L56 153H58V151H60ZM63 150V149H62ZM67 150V149H66ZM245 150H247V149H245ZM31 151V152H32ZM35 151H37V150H35ZM51 151V150H50ZM53 152H52V154L54 153V150H52ZM79 151V150H78ZM86 151V150H85ZM96 151V150H95ZM111 151H110V156L112 157V159L114 158V156L115 157H120V156H116V154H114L113 153V156H112V154H111ZM6 152V151H5ZM41 152H42V150H41ZM41 152H40V154L38 153V155H41ZM47 152H49L48 150H47ZM99 152H101L100 150H99ZM105 150H104V154H105ZM134 151H132V153H133ZM134 152V153H135ZM241 152H243V150L241 151ZM21 153H22V151H21ZM51 153V152H50ZM80 153V152H79ZM79 153H77V154H79ZM85 153H87V152H85ZM133 153V154H134ZM18 154H20V152L18 153ZM48 154V153H47ZM79 155V156H77L76 155V158L75 157H73V158H71L72 160H75L76 161V159H77V157H82V155ZM90 154L91 153H89L88 154V156L90 157ZM109 154H107L106 153V155L108 156ZM2 155V154H1ZM16 155V154H15ZM55 155H57V154H55ZM85 156L87 155V154H84ZM96 155V154H95ZM101 155V154H100ZM99 155V156H100ZM123 155V156H124ZM8 156L10 157L11 155H10V153H8ZM23 155H21V158H23L22 157ZM87 156V157H88ZM98 156V155H97ZM96 156V158L93 160V161H91L92 160V158H87L88 160H90L91 161V165H93L94 167H92V166H90L88 169H90V170H92L93 168H95L96 167V165L98 164V162H96L98 159V157ZM104 156V155H103ZM110 156H109V158H110ZM8 157V158H9ZM105 157V156H104ZM129 157H131V156H129ZM8 158H7V161L9 162V161H11V160H13V158H14V156H13V158L10 160H8ZM18 159H20L19 157H17ZM16 158V159H17ZM36 158V157H35ZM39 158V157H38ZM84 158V161H85V158L86 157H83ZM106 158V157H105ZM59 159V158H58ZM57 159V160H58ZM80 159V158H79ZM99 159H101V157H99ZM108 159V158H107ZM111 159V158H110ZM110 159H109V161L108 162H110ZM119 159V158H118ZM36 160H39L40 161V159H36ZM55 161L56 163L57 162H59V161ZM60 160V159H59ZM72 160H70L69 162H72ZM78 160V159H77ZM102 161L104 160V158L102 157V159H101ZM115 160V159H114ZM132 160H134V159H132ZM215 160V159H214ZM18 161V160H17ZM19 161H22V159H20ZM89 161V162H90ZM112 161V160H111ZM45 162V161H44ZM44 162H42V164H44ZM60 162H61V160H60ZM59 162V163H60ZM108 162H106L107 164H108ZM215 162H217V161H215ZM218 162L220 163L221 161H219L218 160ZM224 162V161H223ZM223 162H221V164H224ZM9 163H11V162H9ZM18 163H20V162H17V164ZM50 164H52V162H49ZM81 164L80 165H82V164H85V162H80ZM113 164H115V161L114 162H112ZM131 163V162H130ZM147 163H153V167L154 168H152V170L153 169H156V170H154L153 171V175H148V173H146V171H147V169H148V167L147 168H144V169H146V171H144V172H142V170H143V167H144V165H146ZM107 164H105V165H107ZM109 164H111V162L109 163ZM2 165H3V163H2ZM9 165V164H8ZM7 165V166H8ZM54 165V164H53ZM58 165H60L61 166V164H58L57 163V166L55 167V169L58 167ZM74 165H76V164H74ZM89 165V164H88ZM87 165V166H88ZM129 165H127V166H129ZM218 165V164H217ZM70 166H72V167H70V168H73V165H71L70 164ZM79 166V165H78ZM78 166H76V167H74L73 168V170H72V172H74L75 174H76V178H77V175L80 173V172H82V175L84 174L83 172L84 171H79V170H82L80 167H78ZM83 166V165H82ZM112 166V165H111ZM114 166V165H113ZM5 167H6V163H5ZM46 167V166H45ZM49 167H50V165H49ZM84 167H86V166H84ZM107 168H109V166L107 165L106 166ZM119 167V166H118ZM146 167V166H145ZM152 167V166H151ZM150 167V168H151ZM227 167V166H226ZM0 168H1V166H0ZM48 168V167H47ZM60 168H62V167H60ZM80 168V169H79ZM105 168V167H104ZM114 168H115V166H114ZM123 168V167H122ZM121 167H120V169H122ZM230 168V167H229ZM2 169V168H1ZM40 169V168H39ZM59 169V168H58ZM87 169V170H88ZM102 170V167L101 168H99V170ZM112 170H114L113 168H111ZM117 169V168H116ZM4 170V169H3ZM6 170H8V169H6L5 168V172H6ZM43 170H45V168L43 169ZM65 170V169H64ZM68 170V169H67ZM86 170V171H87ZM104 170L105 169H103V172H104ZM106 170H108V169H106ZM152 170H150V171H152ZM40 171V170H39ZM39 171L37 172L36 171V173H34V174H37L38 173V176H39ZM60 171V173H57V174H61V172L63 171V168H62V170L60 169L59 170ZM58 171V172H59ZM69 171H70V169H69ZM85 171V172H86ZM116 171V170H115ZM119 171L120 170H118L117 172H118V174H119ZM122 171V170H121ZM120 171V172H121ZM127 171V172H126ZM148 171H149V169H148ZM147 171V172H148ZM244 171V170H243ZM2 172V171H1ZM4 172V173H5ZM41 172V171H40ZM45 172V171H44ZM43 172V173H44ZM71 172V171H70ZM91 171H89V173H90ZM101 172V171H100ZM100 172H99V174L98 173H95L96 175L98 174L99 175V177H100ZM102 172V173H103ZM108 172H109V170H108ZM114 172V171H113ZM113 172H111L112 173V175H113ZM167 172V171H166ZM166 172H164V171H162L161 172V175H162V173H166ZM170 172V171H169ZM3 173V172H2ZM1 173V174H2ZM42 173V175H45V174H43ZM47 170H46V175H47ZM63 173H65L66 174V172H63ZM89 173H87V174H89ZM94 173V172H93ZM105 173V172H104ZM115 173V172H114ZM34 174H32V175H34ZM55 174V173H54ZM52 175V177L53 176H55V175ZM57 174H56V176H57ZM71 174V173H70ZM75 174L73 175V181H74V179H75ZM87 174H85L86 176H88ZM90 174H92V173H90ZM109 174V175H108ZM107 175V180H110V173H108ZM175 174V173H174ZM178 174V173H177ZM179 174H180V172H179ZM246 173H244L243 175H245ZM30 175V174H29ZM42 175H40V176H42ZM80 175H81V173H80ZM85 175H83V176H85ZM111 175V176H112ZM60 176V175H59ZM64 176V175H63ZM63 176H62V179H63ZM69 176L70 175H68V177L66 178V176H65V178L66 179H70L69 178ZM79 176V175H78ZM165 176V175H164ZM180 176H181V174H180ZM182 176H183V174H182ZM239 176V175H238ZM6 176H4V178H5ZM45 179L47 178V176H43ZM51 177V176H50ZM49 177V178H50ZM94 177H96V176H94ZM117 177V176H116ZM169 177H171V179L173 178V176H171V174H170V176ZM175 177V176H174ZM71 178V179H72ZM87 178V177H86ZM92 178V177H91ZM90 178V179H91ZM112 178L114 179L115 177H113L112 176ZM122 179V174L120 173V175H118V177H117V179ZM152 178V179H153ZM157 178H159L158 176H157ZM166 178H168V176L166 177ZM165 178V179H166ZM178 179H179V177H177ZM177 178H176V180H177ZM184 178V177H183ZM182 178V179H183ZM244 178H246V177H244ZM244 178H242L243 180H244ZM2 179V178H1ZM0 179V180H1ZM7 179V178H6ZM20 179V178H19ZM53 179V178H52ZM52 179H50V180H52ZM55 179V178H54ZM57 179H58V177H57ZM65 179V180H66ZM77 179H79V178H77ZM77 179H75V180H77ZM83 179H84V177H83ZM89 179V180H90ZM102 179V178H101ZM116 178H115V180L116 181H119V180H117ZM120 179V180H121ZM156 179V178H155ZM189 179V178H188ZM187 179V180H188ZM192 179V178H191ZM190 179V180H191ZM197 178H195V180H196ZM7 180H9V179H7ZM21 180H22V178H21ZM35 180H37V178L35 179ZM89 180H87V183H88V181ZM125 180V179H124ZM167 180V179H166ZM11 181V180H10ZM56 181H58V180H56ZM78 181V180H77ZM91 181H92V179H91ZM95 181H96V179H95ZM98 181H99V179H98ZM102 181V180H101ZM112 181V180H111ZM110 181V182H111ZM155 181V180H154ZM157 181H158V179H157ZM157 181H155L156 183H157ZM161 182L163 181L164 182V180H160ZM159 181V182H160ZM168 181V180H167ZM170 181V180H169ZM17 182V181H16ZM32 182V181H31ZM31 182L29 183L30 185H31ZM36 182V181H35ZM42 182V181H41ZM40 182V183H41ZM52 182V181H51ZM67 182H68V180H67ZM67 182L66 181H64V179H63V190H62V192H61V194L62 193H64V191L66 192V190H67V187H68V185L72 182V180L71 181H69L70 183L67 185ZM78 182H80V181H78ZM94 182V181H93ZM122 182H123V180H122ZM123 182V183H124ZM152 182V181H151ZM162 182V183H163ZM174 182V181H173ZM173 182H172V184H173ZM186 182V181H185ZM9 183V182H8ZM11 183V182H10ZM20 183V182H19ZM18 183V184H19ZM21 183H23V181H21ZM20 183V184H21ZM36 183H39V182H36ZM48 183V182H47ZM54 183V182H53ZM53 183L51 184V185H53ZM57 183V182H56ZM95 183V182H94ZM99 183H101V182H99ZM107 183V182H106ZM115 184V182H113L112 181V184ZM120 183H121V181H120ZM149 183V182H148ZM153 183V182H152ZM194 183V182H193ZM207 183V182H206ZM19 184V185H20ZM24 184V183H23ZM45 184V183H44ZM76 184H78L77 182H76ZM90 185H92L91 183H89ZM104 184V183H103ZM102 184V185H103ZM172 184H170V185H172ZM174 184H176V182L174 183ZM190 184H192L191 182H190ZM204 184V183H203ZM11 185V184H10ZM19 185H17L16 184V186L17 187H19ZM22 185V184H21ZM20 185V186H21ZM38 185H40V184H38ZM41 185H43V184H41ZM47 185V184H46ZM71 185V184H70ZM82 185V184H81ZM79 186V185H76V187L75 188H78L77 186H79L80 188L81 187H83V186ZM85 185V184H84ZM99 185V184H98ZM105 185V184H104ZM118 185V184H117ZM116 185V186H117ZM153 185H155L154 183H153ZM152 185V186H153ZM165 185L167 186V183H165ZM206 185V184H205ZM204 185V186H205ZM0 186H2L1 184H0ZM12 186V185H11ZM50 186V185H49ZM94 186V188H95V186L96 185H93ZM101 186V185H100ZM114 187V186H112V189H113V187L114 188H117V187ZM121 186H123V185H120L119 187H121ZM150 186V185H149ZM169 186V185H168ZM176 186V185H175ZM177 186H179V185H177ZM189 186V185H188ZM9 187V186H8ZM17 187H15V188H17ZM32 187H34V185L32 186ZM39 187V186H38ZM98 187V186H97ZM96 187V188H97ZM118 187V188H119ZM172 187V186H171ZM171 187L169 188H167L168 189V191H169V189H171ZM13 188V187H12ZM19 188H21V187H19ZM45 188H46V186H45ZM49 188V187H48ZM55 189H56V187H54ZM53 188V190H54V192H55V189ZM75 188H74V190H75ZM83 188H86V185L83 187ZM82 188V189H83ZM88 188H92V187H90L89 185H88ZM100 188H102V186L100 187ZM150 188H151V186H150ZM150 188H148V189H150ZM174 188V187H173ZM177 188V187H176ZM176 188H174V189H176ZM200 188H202V187H200ZM200 188H198L199 190H198V192L199 191H201L202 192V190L200 189ZM204 188V187H203ZM202 188V189H203ZM29 189H31V187L29 188ZM40 189H41V187H40ZM42 189H43V187H42ZM120 189V188H119ZM153 189V188H152ZM179 189V188H178ZM178 189H176V190H178ZM181 189V188H180ZM179 189V190H180ZM2 189L0 188V191H1ZM15 190V189H14ZM32 190V189H31ZM30 190V192L29 191H27V192H29L30 194H32V191ZM58 190V189H57ZM77 191H75V193H74V195H72V193H71V196H73L72 198H73V200L75 201V199L77 200V201H82L83 200V198L81 197V196H78L79 194H78V189H76ZM84 190V189H83ZM86 190V189H85ZM151 190V189H150ZM183 190V189H182ZM182 190H180V192H182ZM197 190V189H196ZM6 191H9V189L8 190H6ZM23 191V190H22ZM22 191H21V193H22ZM24 191H26V190H24ZM24 191H23V198L24 199H26L25 197V195H24ZM49 191H50V189H49ZM97 192H98V190H96ZM96 191H95V193H96ZM149 191V190H148ZM172 191V190H171ZM38 193H40L41 191H37ZM150 192H153L152 190L150 191ZM156 192H158L157 193V195H160L159 194V191H156ZM170 192V191H169ZM168 192V193H169ZM185 192V191H184ZM6 193V192H5ZM42 193V192H41ZM41 193L39 194V197H42V195H41ZM48 193V192H47ZM57 193V192H56ZM56 193H54V194H56ZM84 193V192H83ZM114 193V191L112 192V190H111V186H109L108 185V183L105 185V189H104V194H105V200H106V206H107V212H110V214L112 215V213L113 212H111L112 210V208H110V205H112L111 204V202H112V200L114 199L115 200V197H114V195H115V193ZM163 193V192H162ZM178 193V192H177ZM4 194V193H3ZM2 194V195H3ZM7 194H8V192H7ZM19 194V193H18ZM42 194H45V192L44 193H42ZM58 195V202H56V203H58L59 204V211H60V215H61V219H60V221H58V222H60L61 223V226H62V228L64 227L65 228V226H67V222H71V223H74L75 225H76V231L78 232V235H79V232L80 231H82L81 230V226H79V217H82V216H80L81 215V210H80V208H83L84 207V210H85V206L86 205H89V202L87 201V203L85 202V206H79L80 208H78V206L77 207H75V205L77 204V203H74L75 205H74V207L75 208H73V209H71V210H68V209H70V205H67V203H65L64 201H66V202H70V200H66L65 198V200L64 199H62V197L64 196L63 194V196L62 195ZM84 194H86V193H84ZM103 193L101 192V194H100V196L102 195ZM144 194V193H143ZM154 194V193H153ZM165 194H166V191H165ZM164 193H163V195H165ZM5 195V194H4ZM34 195V194H33ZM94 195H97V193L96 194H94L93 193V196ZM177 195V194H176ZM185 195V194H184ZM1 196V195H0ZM10 196H13V195H10ZM51 195H49V197H50ZM52 196H53V194H52ZM57 196V195H56ZM84 196V195H83ZM97 196H99V195H97ZM96 196V197H97ZM99 196V197H100ZM152 196V198L154 197V196H156V194H154V195H151ZM161 196H162V194L160 195V197L159 198H161ZM168 196H169V194H168ZM168 196H167V198H168ZM173 196V195H172ZM43 197H46L45 195L43 196ZM42 197V198H43ZM61 197V198H60ZM95 197V196H94ZM99 197H97V198H99ZM144 197H147V199L149 198V196H145V194H144ZM165 197V196H164ZM170 197V196H169ZM189 197V196H188ZM6 198V197H5ZM7 198H9V197H7ZM19 198V197H18ZM23 198H21L22 200H23ZM97 198H95V199H97ZM101 198V197H100ZM156 198V197H155ZM158 198V197H157ZM166 198V199H167ZM181 198V197H180ZM186 198V197H185ZM10 199L11 198H9V200H8V203H10L11 201H10ZM14 198H12V200H13ZM20 199V198H19ZM35 198H33L32 199V201L34 200ZM40 199V198H39ZM45 198H43V200H41V201H37L38 203H32L29 207H28V209H27V211H29L30 213H31V216H37L38 215V210L40 209V208H43V207H48V213H46L47 215H46V218H48L47 219V222H50V223H48L49 225L50 224H53V221H57V220H53V217L55 216V214L54 213H57L58 211L56 210V212H54L53 213V208L51 209V207L49 208V206L48 205H45V201L46 200H44ZM50 199V198H49ZM68 199V198H67ZM85 199V198H84ZM87 199V198H86ZM135 199V200H136ZM146 198H142V200L141 199H139V200H141V204L142 205H146L148 202L150 203L151 201H149V200H147ZM154 199V198H153ZM162 199H163V197H162ZM173 199V198H172ZM171 199V200H172ZM7 200V199H6ZM6 200H4V202L6 201ZM21 200V201H22ZM53 200H55V199H53ZM98 200V199H97ZM150 200H151V197H150ZM155 200V199H154ZM164 200H165V198H164ZM178 200V199H177ZM188 200V199H187ZM2 201V200H1ZM1 201H0V204H2L3 203V201H2V203H1ZM16 201H17V203L19 204V202H20V204L19 205H21V201L19 200V202H18V199H16ZM25 201V200H24ZM27 202L28 201H30V200H26ZM77 201H75V202H77ZM163 201V200H162ZM170 201V200H169ZM169 201H167V202H169ZM174 201H175V198H174ZM180 201H181V199H180ZM190 201H191V199H190ZM95 202H97L96 200H95ZM104 202V201H103ZM135 202V201H134ZM154 202V201H153ZM157 202V201H156ZM172 202H173V200H172ZM175 202H177V201H175ZM184 202V201H183ZM196 202V201H195ZM11 203H16V202H11ZM49 203H51V202H49ZM55 203V202H54ZM81 204L82 203H84V201L83 202H80ZM99 203V202H98ZM97 203V204H98ZM102 203V202H101ZM100 203V204H101ZM113 203H114V201H113ZM138 203V205H139V202H137ZM160 202H158V204H159ZM174 203V202H173ZM48 204V203H47ZM53 204V203H52ZM51 204V205H52ZM80 204V205H81ZM91 204V203H90ZM93 204V203H92ZM96 204V203H95ZM94 204V205H95ZM97 204H96V208L97 207H99V206H97ZM155 204V203H154ZM165 204V203H164ZM177 204V203H176ZM180 204H182V205H185V204H187V203H182V202H180ZM180 204H178L177 206H179ZM192 204V203H191ZM195 204V203H194ZM3 205V204H2ZM50 205V206H51ZM115 205V204H114ZM133 205V204H132ZM157 205V204H156ZM170 205H171V201H170ZM4 206V205H3ZM73 206V205H72ZM105 206V207H106ZM141 206V205H140ZM148 206V205H147ZM147 206H145V207H147ZM162 206V205H161ZM168 206V205H167ZM195 205H193V206H191L192 208L194 207ZM17 206H15V208H16ZM53 207V206H52ZM57 207V206H56ZM89 207H90V205H89ZM133 207H136V203H135V206L133 205ZM139 207V206H138ZM149 207V206H148ZM183 207V206H182ZM1 208H3V207H1ZM20 207H18V209H19ZM22 208V207H21ZM91 208V207H90ZM101 207H99V209H100ZM126 208V209H125ZM156 208V207H155ZM158 208L159 207H157V211H158ZM173 208V207H172ZM178 208V209H177ZM188 208H189V206H188ZM7 209V208H6ZM26 209V208H25ZM57 209H58V207H57ZM102 209V208H101ZM135 209V208H134ZM134 209H132V211L134 210ZM145 209V208H144ZM167 209H168V207H167ZM175 210L177 209L178 210V212L179 213H182V209L180 208V207H175L174 208ZM7 210H9V209H7ZM15 210H17V209H15ZM19 210H22L23 211V208L22 209H19ZM18 210V211H19ZM41 210V209H40ZM53 210V211H52ZM87 210H89V209H87ZM91 210V209H90ZM93 210V209H92ZM91 210V211H92ZM97 210V209H96ZM117 210H119V209H117ZM142 210H143V208H142ZM156 210V209H155ZM155 210H154V212H155ZM162 210V209H161ZM166 210V209H165ZM169 210V209H168ZM168 210H166V211H168ZM175 210H174V212H175ZM190 210H191V208H190ZM197 210V209H196ZM13 211V210H12ZM27 211H25L27 214H26V216L28 215V213L29 212H27ZM86 211V210H85ZM99 211V210H98ZM135 211V210H134ZM133 211V212H134ZM163 211V210H162ZM198 211V210H197ZM16 212V211H15ZM20 212V211H19ZM97 212V211H96ZM103 212H105V208L103 207ZM102 212V213H103ZM116 212V211H115ZM114 212V213H115ZM122 212H120L119 211V213H118V215H119V217H121V218H123V216H120V215H122ZM131 212V211H130ZM135 212H137V211H135ZM147 212V211H146ZM165 212V211H164ZM10 213V212H9ZM9 213L7 214V213H5L6 214V216L7 215H9ZM22 213L23 212H21L19 215H16L15 213V215H13V216H15V222L14 223H16V224H19L20 222L22 223V221H26V220H24L25 218L27 219V221H29V219H28V217H26L24 214L22 215ZM41 213V212H40ZM86 213V212H85ZM90 213H93V212H90ZM121 213V214H120ZM129 213V212H128ZM132 213V212H131ZM151 213H153V212H151ZM176 213V212H175ZM193 213H198V212H193ZM89 214V213H88ZM94 214V213H93ZM97 214V213H96ZM105 214H107V213H105ZM135 214V213H134ZM158 214H159V211H158ZM166 214H167V212H166ZM4 215V214H3ZM30 215V214H29ZM42 215V214H41ZM44 215V214H43ZM42 215V216H43ZM59 215V214H58ZM67 215H70V216H67ZM104 215V214H103ZM103 215H102V217H103ZM108 215V214H107ZM107 215H105V216H107ZM115 215V214H114ZM191 215H192V213H191ZM5 216V217H6ZM45 216V215H44ZM44 216L43 217H41V218H44ZM57 216V215H56ZM100 216V215H99ZM128 216V215H127ZM133 216V215H132ZM2 217H4V216H2ZM4 217V218H5ZM85 217V215L83 216V218ZM88 217H91L90 216V214H89V216ZM110 217V216H109ZM129 217V216H128ZM130 217H131V215H130ZM194 217V216H193ZM197 217H198V215H197ZM4 218H1L2 220L4 219ZM29 218H30V216H29ZM56 218V217H55ZM60 218V217H59ZM86 218H87V215H86ZM86 218H84V220L86 219ZM97 218V217H96ZM101 218V217H100ZM125 218H126V216H125ZM8 219H10V218H8ZM31 219V218H30ZM88 219V218H87ZM89 219H91V218H89ZM101 219H103V218H101ZM110 219H112L111 217H110ZM110 219L108 220V221H110ZM124 219V218H123ZM122 219V220H123ZM129 219V218H128ZM177 219V218H176ZM6 220V219H5ZM42 220V219H41ZM41 220L40 221H36V222H41ZM93 220H94V218H93ZM96 221L97 220H99V218L98 219H95ZM114 220V219H113ZM122 220H121V222H122ZM183 220V219H182ZM193 220V219H192ZM196 220H199V219H196L195 218V221ZM4 221V220H3ZM27 221L25 222L26 224H28L27 223ZM99 221H101V220H99ZM120 221V220H119ZM202 221H203V219H202ZM205 221V220H204ZM7 222V221H6ZM44 222V221H43ZM80 222H82V220H80ZM102 222H103V220H102ZM120 222V223H121ZM124 222V221H123ZM134 222V221H133ZM201 222V221H200ZM8 223V222H7ZM6 223V224H7ZM45 223H46V221H45ZM57 223V222H56ZM69 223H68V225H69ZM84 223V222H83ZM86 223V222H85ZM97 223V222H96ZM106 223V222H105ZM104 223V224H105ZM125 223V222H124ZM4 224V223H3ZM10 223H8V225H9ZM12 224V223H11ZM10 224V225H11ZM33 224V223H32ZM43 224V223H42ZM57 224H59V223H57ZM89 224V223H88ZM93 224H95L94 222H93ZM99 224V223H98ZM107 224H109L110 225V223H107ZM184 224V223H183ZM208 224V223H207ZM14 225V224H13ZM33 225H35V223L33 224ZM33 225H32V228L31 229H33ZM48 225V226H49ZM101 225H102V223H101ZM124 225V224H123ZM122 225V226H123ZM126 225V224H125ZM198 225H202V224H198ZM2 226H4V225H2ZM7 226V225H6ZM53 226V225H52ZM51 225H50V227H52ZM55 226H58V225H55ZM55 226L53 227V228H55ZM70 226V225H69ZM88 226V225H87ZM110 226H113L112 225V222H111V225ZM121 226V227H122ZM207 226V225H206ZM209 226V225H208ZM211 226V225H210ZM209 226V227H210ZM226 226V225H225ZM5 227V226H4ZM3 227V228H4ZM8 227V226H7ZM14 227V226H13ZM11 228V229H14V228ZM24 227V226H23ZM29 227V224H28V226H27V228ZM44 227V225L42 226V228ZM60 227V226H59ZM83 227V226H82ZM102 227H104V226H102ZM105 227H107V226H105ZM200 227V226H199ZM208 227V228H209ZM16 228H17V226H16ZM27 228H25V229H27ZM67 228V227H66ZM74 228V227H73ZM72 228V229H73ZM84 228V227H83ZM108 228V227H107ZM125 228V227H124ZM137 228V227H136ZM139 228V227H138ZM137 228V229H138ZM201 228V227H200ZM2 229V228H1ZM21 229H23L24 230V228H21ZM55 229H57V228H55ZM68 229H70V228H68ZM75 229V228H74ZM73 229V230H74ZM90 229V228H89ZM158 229V228H157ZM239 229V228H238ZM15 230V229H14ZM17 230V229H16ZM22 230V231H23ZM34 230H36V229H34ZM47 230V229H46ZM66 230V229H65ZM72 230V231H73ZM90 230H92V229H90ZM96 230V229H95ZM103 230H106V228L105 229H103ZM109 230H110V228H109ZM113 230H114V228H113ZM160 230H162V229H160ZM18 231H20V230H18ZM38 231H39V229H38ZM44 231V230H43ZM50 231V230H49ZM53 231L55 232V230L53 229ZM61 231V230H60ZM116 231V230H115ZM163 231V230H162ZM210 231V230H209ZM15 232V231H14ZM13 232V233H14ZM21 232V231H20ZM34 232V231H33ZM36 232V231H35ZM58 232V231H57ZM82 232H84V231H82ZM82 232H81V234H82ZM91 232V231H90ZM89 232V233H90ZM96 232H98V231H95V234H96ZM108 232V231H107ZM110 232V231H109ZM122 232V231H121ZM155 232H157V230H155ZM12 233V232H11ZM17 233V232H16ZM39 234L41 233V232H38ZM46 233V232H45ZM50 233V232H49ZM63 233V232H62ZM65 233V232H64ZM63 233V234H64ZM67 233H68V235L70 234L69 233V231H67ZM93 233V232H92ZM8 234H10V233H8V229L7 230H5V228L3 229V230H0V264H20L19 263V260H18V258H14V257H12L13 255H12V250H10L9 248V246L7 247V235ZM33 234V233H32ZM31 234V235H32ZM39 234H37L38 236H41V235H43V234H41V235H39ZM62 234V236H63V238H64V240H65V238L67 237L66 235L64 236ZM80 234V235H81ZM103 234V233H102ZM108 234V233H107ZM107 234H105L104 233V235H107ZM123 234V233H122ZM231 234H232V232H231ZM17 235V234H16ZM21 235V237L19 236V237H17V239L18 238H22V235L23 234H20ZM30 235V236H31ZM36 235V236H37ZM46 235H48V233L46 234ZM54 235H55V233H54ZM75 235V233H73V240H74V236ZM163 235V234H162ZM10 236V235H9ZM35 236V237H36ZM37 236V237H38ZM51 236V235H50ZM61 235H59L57 238H53V240L52 241H49L51 244H56V247H53V249L54 248H57V244H59L60 243V239L61 238H59ZM61 236V237H62ZM84 235L82 234V237H83ZM111 236V235H110ZM113 236H116V235H113ZM117 236H119V234L117 235ZM122 236V235H121ZM12 237V236H11ZM11 237H9V238H11ZM15 237V236H14ZM24 237V236H23ZM34 237V236H33ZM42 237V236H41ZM69 237V236H68ZM88 237V236H87ZM86 237V238H87ZM90 237H91V234H90ZM235 237V236H234ZM31 238V237H30ZM30 238H28V239H30ZM47 238H48V236H47ZM59 238V239H58ZM113 237H111L110 239H112ZM126 238V237H125ZM177 239H178V237H176ZM16 239V238H15ZM36 238H34V240H35ZM42 239H43V241H45L44 240V238L42 237ZM68 239V238H67ZM77 239H78V237H77ZM91 239V238H90ZM175 239V238H174ZM176 239V240H177ZM211 239V238H210ZM209 239V240H210ZM21 240V239H20ZM25 240V238L24 239H22V242ZM31 240V239H30ZM50 240V239H49ZM79 240V239H78ZM80 240H82V239H80ZM96 240V239H95ZM121 240V239H120ZM124 240V239H123ZM122 240V241H123ZM126 240V239H125ZM168 240V239H167ZM212 240V239H211ZM19 240H15V242H18ZM26 241V240H25ZM33 241V240H32ZM42 241V240H41ZM98 241V240H97ZM129 241V240H128ZM162 241H163V239H162ZM14 242V243H15ZM21 242V243H22ZM34 242V241H33ZM39 242V241H38ZM46 242V241H45ZM44 242V243H45ZM66 242H67V240H66ZM70 242H72V241H70ZM76 242V241H75ZM96 242V241H95ZM104 242H106V241H104ZM165 242V241H164ZM210 242V241H209ZM7 243V244H6ZM13 243V242H12ZM14 243H13V245H14ZM30 243H31V241H30ZM37 243V242H36ZM42 243V242H41ZM43 243V244H44ZM50 243H49V246H50ZM62 243V242H61ZM69 243V242H68ZM81 243V242H80ZM80 243H77L76 242V244H80ZM102 243V242H101ZM100 243V244H101ZM108 243V242H107ZM112 243V242H111ZM111 243H110V245H111ZM129 243V242H128ZM127 243V244H128ZM175 243V242H174ZM174 243H173V246H174ZM190 243V242H189ZM214 243V242H213ZM15 244H17V243H15ZM20 244V243H19ZM32 245L34 244V243H31ZM47 244H48V242H47ZM73 244V243H72ZM71 244V245H72ZM75 244V245H76ZM109 244V243H108ZM132 244V243H131ZM164 244H166V243H164ZM163 244V245H164ZM167 244H169L168 242H167ZM209 244V243H208ZM12 245V247H13V249H14V246L16 247V245H14L13 246ZM23 244H21V246H22ZM31 245V246H32ZM39 244H37V246H38ZM64 245V244H63ZM67 245V244H66ZM82 245H84V248H87L88 249V253H89V256H88V258L86 259V260H84V259H82L81 258V263L80 264H120L119 262H118V260L117 259H114L113 257H111L108 253H110V252H108V251H110V249L106 252V253H104V252H102V250H99V248H97L98 247V245L96 246V247H94V246H90V245H88L87 243H83ZM94 245V244H93ZM104 245H106V243L104 244ZM104 245H102V246H104ZM110 245H109V248H110ZM130 245V244H129ZM129 245H128V247H129ZM133 245V244H132ZM171 245V244H170ZM169 245V246H170ZM211 245V244H210ZM240 245V244H239ZM18 246V245H17ZM40 246V249H41V246H42V244L41 245H39ZM44 246V245H43ZM168 246V247H169ZM178 246V245H177ZM192 246V245H191ZM11 247V248H12ZM23 247H24V245H23ZM22 247V248H23ZM25 247H27V246H25ZM59 247V246H58ZM71 247V246H70ZM75 247V246H74ZM111 247H112V252L113 253H115V254H117L118 255V257H120V258H122L123 257V255L124 254H122V252H123V250H125L126 248H125V246L122 244V242L121 241H119V240H114V242L112 243V245H111ZM127 247V248H128ZM212 247V246H211ZM238 247V246H237ZM240 247V249L242 248V246H239ZM17 248V247H16ZM29 249H30V246L28 247ZM43 248V247H42ZM63 248H65V247H63L62 246V249ZM72 248V251H73V247H71ZM70 248V249H71ZM80 248V247H79ZM173 248L174 247H172L171 248V251L173 250ZM179 248V247H178ZM244 248V247H243ZM242 248V249H243ZM20 249H21V247H20ZM34 249V248H33ZM45 249H47V248H45ZM52 248H51V250H53ZM66 249V248H65ZM64 249V250H65ZM69 249V250H70ZM108 249V248H107ZM165 249V248H164ZM163 249V250H164ZM210 249V248H209ZM245 249V248H244ZM23 250V249H22ZM31 250V249H30ZM48 250V249H47ZM84 250V249H83ZM82 250V251H83ZM133 250V249H132ZM169 250V249H168ZM212 250V249H211ZM24 251H26L25 249H24ZM36 251L38 252V254H40L39 253V251L40 250H38V249H36ZM49 251H50V249H49ZM56 251V250H55ZM61 251V250H60ZM59 251V252H60ZM105 251V250H104ZM16 252V251H15ZM18 252V251H17ZM16 252V253H17ZM20 252V251H19ZM22 252V251H21ZM28 253H29V250L27 251ZM27 252L25 253V255H27ZM34 250H33V255H35L34 254ZM40 252H42V251H40ZM45 252V251H44ZM47 252L48 251H46L45 252V254H47ZM66 252H67V250H66ZM52 253V252H51ZM64 254H65V252H63ZM133 253H135L134 251H133ZM172 253H173V251H172ZM171 253V254H172ZM38 254H36L35 256H37ZM59 254V253H58ZM57 254V255H58ZM93 254H94V257L95 258H93ZM110 254H112V253H110ZM177 254V253H176ZM12 255V256H11ZM19 255V254H18ZM17 254L16 255H14V256H18ZM50 255V254H49ZM57 255H55V256H57ZM69 255V254H68ZM114 255V254H113ZM42 257H43V255H41ZM61 256H62V254H61ZM73 256V255H72ZM75 256V255H74ZM176 256H178V255H176ZM10 257H12V260L10 259ZM27 257V256H26ZM26 257H25V259H26ZM31 257H32V254H31ZM38 257V256H37ZM41 257V258H42ZM57 257H59V256H57ZM56 257V258H57ZM70 257H71V255H70ZM70 257H68V261H74V260H72ZM117 257V256H116ZM136 257V256H135ZM28 258H29V255H28ZM52 258V257H51ZM60 258V257H59ZM73 258V257H72ZM14 259V260H13ZM22 259L23 258H21V261H22ZM31 259V258H30ZM36 259V258H35ZM43 259V258H42ZM47 259V258H46ZM70 259V260H69ZM76 259V258H75ZM131 259V258H130ZM180 258H178V260H179ZM18 260V261H17ZM52 260H55V258L53 259L52 258ZM66 260V261H67ZM79 260V259H78ZM43 261V260H42ZM44 261H45V259H44ZM43 261V262H44ZM58 261V260H57ZM56 260L55 261H53V262H57ZM65 261V260H64ZM23 262V263H22ZM21 262V264H26V260H25V262L24 261H22ZM32 262H33V257H32ZM34 262H36V261H34ZM77 262V261H76ZM96 262V263H95ZM31 263V262H30ZM40 263V262H39ZM39 263H37V264H39ZM42 263V262H41ZM45 263V262H44ZM55 264V263H54ZM64 264H65V262H64ZM75 264H77V263H75ZM130 264V263H129ZM166 264V263H165Z\"/></svg>","mask_w":264,"mask_h":264},{"label":"snow or ice","instance_id":"obj_3","mask_svg":"<svg viewBox=\"0 0 264 264\" xmlns=\"http://www.w3.org/2000/svg\"><path fill=\"white\" fill-rule=\"evenodd\" d=\"M233 7L239 8L241 6L235 5ZM246 7L250 10L253 6L248 5ZM259 7H260V12L258 15H259V19H260L261 43L264 44V3H262ZM248 14L251 15V12L249 11ZM243 15H245V13L242 12L241 16H243ZM255 19H256V17L253 16L252 17L253 23L255 22ZM262 54H264V48H262ZM119 107L120 108L124 107L123 102L121 103V105ZM106 110L107 109H104V111H106ZM101 114L103 115V112ZM117 114H118V112H117ZM105 119L107 120L108 117H105ZM262 231H264V226H262ZM262 247H264V245H262ZM242 251H243V249H242ZM254 264H264V252H262L260 260L258 262H254Z\"/></svg>","mask_w":264,"mask_h":264}]
</instances>
